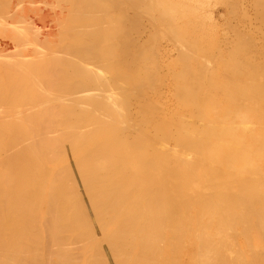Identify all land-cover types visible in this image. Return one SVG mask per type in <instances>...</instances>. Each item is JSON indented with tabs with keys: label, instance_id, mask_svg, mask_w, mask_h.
<instances>
[{
	"label": "bare ground",
	"instance_id": "obj_1",
	"mask_svg": "<svg viewBox=\"0 0 264 264\" xmlns=\"http://www.w3.org/2000/svg\"><path fill=\"white\" fill-rule=\"evenodd\" d=\"M7 1H9V0H7ZM7 1H4V2H7ZM15 1L18 3V5H19V3H22V2H18V0H15ZM29 1H32V0H29ZM237 1L238 0L235 1L236 4H237ZM244 1L245 0H243V2ZM60 2H62V1H60ZM72 2H71V6H73V5L75 6L76 3L72 5ZM91 2L96 3V4L98 3L97 5H100L101 8L102 7L105 8V9H103L104 10L103 14L100 13V15H102V17L99 18V21H96V19H93L94 22L96 21V23H95L96 26H95V28H93L95 30L92 31L94 33H92V32L89 31L88 26H87V28L85 27L86 30L89 31L88 35L91 33L87 37L88 38V43L86 44L85 47L80 48V49H78V47L77 48L74 47L75 50L78 49L77 55H78V58H79V60H78L79 62L76 64L75 68H71V70L68 69V70H70V71H68V74H66L65 76L63 74V77L64 78L59 73H57V74H59V76L58 75L57 76L59 77L58 81H60V82L58 84L56 83V86L57 87L55 89H57V90H52L51 91L52 93L49 92L50 94L44 92V91H46V89L44 90V86H43V83H45L47 81V78H49V76L47 78H45L46 80L45 79L43 80V78L45 77V73L44 72L45 71L48 72L50 70L51 66H52L53 56H51V55L50 56L48 55V57H42V56H44L46 54V51H48L46 49H49V48H45V45H47L46 47H50V48H52L54 46V43L53 42H52L53 43V46H51V44H52V43L50 44V40L51 39L50 40H49V38L47 39L46 36L48 37V35H49V37H50L51 34H53V30L55 31L56 28H60L61 26H59V25L61 24L60 23L61 21L59 22V25L56 24L59 27H55V28H52L51 29V28H49L50 26L49 27L46 26L45 29H44L43 26L44 25H47L50 22L49 19H51V17H49V16L48 17H45V21L46 20H48V21H46L47 24H45V22H44V25L41 24V22H37L38 24H34L35 22L33 23V21H32V19L34 18V16H32L33 18L31 17L32 19L29 17L30 20H31V22H32V25L31 24H28V25H31L33 27L32 29H34V30L31 29L32 31L29 32L30 33V36L32 37L31 33L33 31H34L33 32L34 35L36 36V38H35L36 41L35 40L34 41L31 40V39H33V37L32 38L30 37L31 39L29 41L30 42H37L36 43V46H34L35 49L33 47L30 48V49H32L31 51L34 50L33 51L34 54H36L38 56V58H40L39 59V62L36 60L38 62V66L37 65L36 66H37V68L40 69V71L38 70L37 72H34L33 73L31 70H29V68H31V66H32L30 64L31 62L29 63V61L26 60L27 57H28L27 56V53H29V51L24 48L26 50L24 52V53H26V58L22 59V55L20 57V54H18L16 57H19L22 60L19 59V61H18V59H17L18 62L15 61V60L14 61L17 62L19 66L21 65L22 61H24L22 63V69H23V66L26 63H29V64H26L25 65L26 67L24 66V68H27L26 71H25V69H23V71L22 70L21 71L22 72H24V71L27 72L29 70L28 74H30L32 72L31 74H33V76L32 75H28L27 76V73H26V76L27 77L24 76V78H23V74L21 73L22 74V77L21 78H23V79H21V78L18 79L20 81H18L17 78H15L18 75L17 69L19 70V67L17 66V64L12 66V62L10 63V62L7 61V60L10 59L9 58L10 56H8V59H6L7 56L5 58V55H8L9 54V53H6L7 52V49L9 47L7 48L5 46V44H3L4 42L2 43L1 40H3V39H2V35H1V40H0V42H1V45H0V57L3 55L2 59H6V61H0V62L1 63H3V62H6L7 63L8 62L7 64H10L11 66L9 65V67H12V69H8V67H7L8 65L5 66L6 63L5 64L3 63V66L4 67L0 63V66H2V67H0V264H88V263H90V264H136V261L138 260L137 257H139V254L137 252L138 249L140 250L139 252H140L141 256L142 255H145L146 252H148V254H149L150 251H154V250L157 252V250L160 249V248L158 246H156V243L159 244L157 241H160L161 242V240H159L158 237H157V241L155 239H153L154 241H156L155 244H154V241L151 240V237L156 238V235L153 236V234H156V230H155L156 227H154V226L157 225V227L160 230V233H162L161 232V229L164 228L163 226H165V228H167L165 224L166 223H169V222H166L165 223V221H166L167 218H169V220H170V218H172V216H171L172 212H171L170 216L169 215H166V218L164 220L163 217H164L165 214L163 215V210L166 211V208H170V206H168V204L170 205V202H172L173 200L171 201L172 197L169 198L170 199L169 200L170 202L167 201L168 202L167 205H165L166 204V201H162V202H165L164 206L163 207H160V208L158 207L159 210H157L156 207L159 205V202H161V201L156 202V201L153 200L154 202H149V201H142L140 199V198H143V197H145L147 195H150V194H148L149 191H152V194H153V191H155L156 193H158V196L159 195H162V196H166L167 197V194H166L165 188H164V183H165L164 180H166V179L162 178L163 176L160 174V171H163L164 165H166V163L163 164V168L160 171H159V169L156 170V171H154L153 169H150V167H152V166L149 167V165L146 167V163L148 162V164L152 165L154 163V161H156L157 159H160V161H161V158H163L164 160H168V161L170 159H174L173 161H175V160H180L181 161V159L183 157H185V158L188 157V155L187 156H185V155L183 156L182 155L183 153H185L183 150H186V151L193 150V151H196L194 153H197L198 155H202L203 153H201V151H199L201 154H199V152L197 151L198 148L199 147H202L203 148V151L206 148H208V151L206 152V154H207L206 155L207 162H208V160H213L214 163H215L216 158H218V157H219L218 159H220V162H221L220 156H223L224 158H226V156H224V155L227 153V152H225L226 151L225 148H227V147L224 146L225 147L224 148L225 151L224 150H221V151H224L225 153L224 152H221L219 154H216L215 152L213 153L212 152L213 149L211 151V148L209 149V147H211L212 145H217L219 147H222V145L226 141H228L227 143L229 145H231V147L233 148V151H231V153L229 155L228 154L227 155L230 156V157H232V158L234 156H236V158H241V160H243L244 163L246 162V164L248 166L252 167V168H253V165H255V166L256 165H259L260 166V170L259 171H261V173H262V174L260 173L261 174L260 175V179H261L262 176L264 177V97H261L262 95H264V83L263 84H260V83H262L264 81L263 80H262V82H258L257 81L258 83H254L253 82L254 84L252 83L253 85H257L258 88L256 89V86H253L255 88L251 92H253L255 95L258 94L260 96V98H259V100L250 101V103L249 102L246 103L244 101L243 102L237 101L236 100L237 99L236 96H234V95L231 96V94H233V91L225 90V88H224V85L225 86H228L229 84L227 85V84H224L223 81H219V82H222V87L224 88V95L226 93L227 96H228L227 97L225 95L226 96L225 98H227L226 99V104L223 105L224 106L223 108H222V106H220L223 109V110L221 109L222 111H220V112L218 110V109H220V107L217 109V111L215 110L217 108V105L218 104H216V102H214V99L213 98H212L213 101L211 100L212 103L209 102L210 95L211 96L213 95V92L212 91H211L212 93H209L208 92L210 95H208V93L206 94V95L209 96L208 102L210 104H205V103H204V105L202 104L205 101V100H203L204 97L202 98V100L201 99L200 100L197 99L198 96H196V95L201 93L200 88H201V83H203V82L200 83L198 81V79L200 80V77L201 78H202V76L204 77V75H203L204 69H206V66H209L210 67V64L209 65H205V66L204 65H201L200 66V70L197 71L198 70L197 69V66H196L197 64H193L192 62H191L193 64L192 66L190 64H188L190 62V60L193 58V56H191V54H194V53L197 54V51L199 52L198 47L199 46L201 47V45H206V44L209 45V47L207 46V48H205L206 50H208V48L211 47L210 44H212V47H211L212 49L211 50H213L214 48L217 47V46H215L216 45L215 43H217V41H220V40H217L216 42H214L215 40L214 41L213 40L212 41L210 40L211 43L209 44L208 42L206 43L201 38V36H203L204 33H207L206 32L207 30L205 31L204 30L205 28L203 29V27H202L203 24L200 25V24L194 23L193 20H192L193 16L196 14L195 13L196 6L194 7L193 5H190L187 2H184L182 0H91ZM235 2H233V3L235 4ZM240 2L242 3L241 0H240ZM240 2H238V5H239ZM249 2H252V0L249 1ZM2 4H4L5 7H7V4L8 3L5 4L2 1ZM27 4H26V6L27 7L29 6L31 8L32 5H27ZM227 4H229V2H227ZM261 4H263V3H261ZM4 5L1 6V4H0V6L3 8V11H5ZM23 5H25V4H23ZM230 5H232V4H230ZM54 6H55V4H54ZM233 6H235V5H233ZM18 7L19 6H17V7L14 8V10H13L14 13L16 11H19L18 9H20V8H21V11L24 12V10L22 9L23 8L22 5H21V7H19V8ZM66 7H68V6H66ZM66 7H64V8H66ZM242 7H244V5ZM30 8H28V9L30 10ZM135 8H136V11H135ZM240 8H239V10H240ZM246 8H247V6H246ZM6 9H9V8H6ZM38 9L40 10L39 7H38ZM232 9L233 8L231 7V10ZM242 9L243 10H246L245 7L242 8ZM242 9H241V12H242ZM253 9H254V11L256 10L255 8H253ZM257 9H260L259 11H261L264 8L262 6V8H259L258 7ZM79 10L81 11V9H79ZM100 10L101 9L99 8V11ZM234 10L238 11L237 9H234ZM234 10H232L231 12L232 13L233 12H236ZM3 11L0 10V12H2L0 15L3 14ZM8 11H10V9ZM21 11H19L17 13H19L20 16H21V14L23 16L25 12L24 13H21ZM57 11H58V9H57ZM66 11H68V10H66ZM71 11H72V9H71ZM133 11L135 13L138 12L139 14H135ZM259 11L258 12L255 11L258 14L257 13H254V14L257 15V17L259 15ZM10 12H8V13L10 14ZM13 12L10 15H11V17L13 15L15 16V17H12L13 18V22H14V19L16 18V15L13 14ZM61 12H65V11L63 10ZM101 12H102V10H101ZM112 12H113V14H110ZM130 12L133 13L134 15H136L135 17H137V18H141L139 15H142V14H143L142 15V19H143L144 14L147 15V17L150 16L151 18L148 19L150 21L151 20H155V19H156L155 21H157V18H158L159 19V22L161 23V24L158 23V24H160L158 26H161L162 27V28L161 27H158V28H161V31L162 32L163 31L165 32V33L164 32L163 33L165 34V37L166 38L167 37L168 38L174 37V38H176L179 41L182 40V39H184V42L183 41L182 42L180 41V43L178 42L179 43V50H178V52H177V49L176 48H174V50L172 51V52H174V51L177 52L178 55L181 54L180 56H182V57L180 59H181V61L184 60L183 62H181L178 59V55L176 54L177 55L176 56L177 59L181 62V66H180V63L177 62L178 60L176 58H175L176 60L173 59L174 60L173 62L175 64L176 63L179 64V66L181 67V68L179 67V69H181L180 72L178 71L179 70L178 67H177V71L175 70L176 72L171 71L173 73L172 75H175V73H178L179 72V75H176V76H178L177 82H176L177 92H176V90L174 92L177 93L176 96L177 95L180 96V100H178L179 97L177 96L178 97L177 98L178 101L175 104L176 105L179 104V106L178 107H176L175 105L174 106L176 108H179V109L176 110L179 113L182 110V109L180 110V108L189 109L190 112L191 111H194V113H192V114L191 113H188V115H187V114H184L183 113L184 112V110H183L182 113L184 115H187V116H183L182 117V116H179L180 114L178 112H176L175 110H172L173 107H174V106H172V107H169L170 110H172V113L175 112L178 115L175 114V113L171 115V112H170L168 106L165 105V103L170 106V103L173 102L172 99L175 96L174 97L171 96L172 99L170 97L169 98H166L167 101L164 104H162V102H164L165 100L162 101V102L160 100L158 101V103L161 102V104L164 105L163 107L167 106V109L170 112L168 114H170L171 116L168 115L167 117H170V118H167V120L160 119V118L158 119L156 117L157 116L156 112L158 113V111H159L158 110L159 108L158 107L157 108L155 107V106H157L156 105L157 103L156 104L153 103L155 106L151 103L152 106H149V107H141L140 106V108L136 105L139 109L133 111L134 108H133V102L132 101L137 98L136 97V94L139 95L140 90H142V87L144 88V86H149L150 85L149 87H152L153 88L155 86H153L152 84L156 83V85H158L157 84V79L155 81L154 78L155 77L156 78H159V76L158 77L155 76L153 78V75H152V74H154V72L158 71L157 70L158 67L157 68L155 66L148 67L149 65L147 67H143V65H142V67H138V65H136V64H139V66H140V64H142V63H137V60L141 58V55L142 56L144 55V57L141 59L143 61V63L151 62V60H150L151 58L149 59V55L153 56L152 54H154V52H157V55H160L158 53V49H159V45H162V44H158V47L157 46L155 47V44H154L155 49L156 48H158V49H156L157 51L154 50V52H153V48L154 47H153V45H150V44L151 43H155V42H153V40H154L153 38L154 37L151 38L152 35H149V34H151V33L152 34L159 33L160 30L159 29L158 30L156 29L154 31V33H153V32H151V31H153L151 29L150 33H149V31H147L149 34H147L145 32L146 33V36L149 35V37H150L149 39H151V40L153 39V40L152 41H149L148 42V45L145 46L144 45L145 43L144 44H142L143 42L141 43V40L143 38H145V36L142 37V39L140 38L141 39L140 40L141 45H144L145 47L143 46L144 48L142 47L141 50L139 52H137L136 57H138V58H137V60H136V58H134L135 61H133L134 59L132 60V56L131 55H132V53H134L133 50H135V48L132 49L133 48L132 47L133 46L132 45V43H133L132 42V39H133V41H136L140 36L139 37H136V39L135 38H132V31H134L135 33H137L136 32L137 29L132 30V27H133L132 25L134 24V22H132V20H135L137 18L132 19V16H131V13ZM238 12H240V11H238ZM129 13H130V15H129ZM237 13H236V15L238 16L240 13H238V14ZM243 13H245V12L243 11L241 14H243ZM262 13L264 15V11ZM56 14L57 13H55V15ZM86 14L89 15V13H86ZM114 14H115V16H114ZM247 14L250 15L249 13H247ZM19 15H17V16H19ZM25 15H26V13H25ZM51 15H53V14H51ZM59 15L64 16V15H66V13L64 15L63 14H59ZM59 15H58V18H59ZM71 15H75V14L73 13ZM236 15H233V16L236 17ZM260 15L262 16L261 13H260ZM260 15H259V18H261ZM3 16H0V18H3L4 19ZM7 16H8V14H7ZM20 16H19V19L18 20H21L20 19ZM24 16L22 18L23 19H26V17L24 18ZM40 17H42V16L40 15ZM43 17H44V15H43ZM155 17H157V18H155ZM185 17L190 19V21L188 23H186V24H184V20H183V18H185ZM235 17H233V18L236 19ZM243 17L244 16H242V18ZM263 17L264 16H262V18ZM8 18L10 19V16ZM8 18L5 19V20H3L2 23L4 22L3 24L9 25L10 23H6L9 20ZM17 18H16V20H17ZM36 18H38V17H36ZM36 18H34V19L36 20ZM65 18H67V17H65ZM89 18H92V16H90ZM239 18L241 19V16H239L238 19ZM247 18H248V16L245 18L246 21H247ZM28 20L26 19V22L27 23H28ZM61 20H62V18H61ZM66 20L67 19L63 20V22L66 21ZM74 20H75V17H74ZM242 20L243 19H241V21ZM255 20L258 22L259 19L257 20V18H256ZM263 20H264V18H263ZM37 21H40V20L38 19ZM84 21H86V19ZM84 21L82 19V22H84ZM87 21H88V18H87ZM9 22H11V21H9ZM13 22H12L11 25H13ZM26 22H23V20H22V23L25 24ZM78 22H79V20H78ZM140 22H142V20L141 21L137 20V23H140ZM263 22H261V23H263ZM16 23H18V22H16ZM88 23H90V22H88ZM3 24L0 23V25H3ZM19 24H21V23H19ZM33 24L36 25V26H34ZM68 24L69 23L67 22V26H68ZM142 24H143V22H142ZM154 24L156 25L157 23H154ZM259 24H257L258 27L261 26ZM70 25H73L74 26V24H71V23H70ZM139 25H141V24H139ZM139 25L138 24L137 25L134 24V26H139ZM263 25H264V23L262 24V26ZM17 26H18V24H17ZM22 26L24 27V25H22ZM63 26H64V24H63ZM11 27H13V28H11V35H12L13 34L12 30L14 29L15 31L14 30L13 31L16 32L17 27H14V26H11ZM30 27L29 26L27 27L28 28V30L26 29L27 32L29 31ZM261 27L259 29H261ZM4 28L5 27H2V30ZM19 28L21 29V27H19ZM24 28H22L23 29L22 31H24ZM40 28L42 29L43 32L40 30ZM72 28L73 27H71V29ZM77 28H79V26ZM82 28H84V27H82ZM140 28L142 29V27H140ZM140 28H139V30H137L138 31V34H135V35H137V36L140 35L139 34L141 32L140 31L141 30ZM147 28H146L147 30H150L149 27H147ZM150 28H152L151 25H150ZM163 28L167 29L168 31L165 30V29H163ZM63 29H64V27H63ZM146 29H144V31ZM189 29H191L190 30V33H192V32L195 33L196 32V29L199 30V32L198 31L197 32H198V34L200 36L198 35L197 37L198 38L200 37V40L202 39V41L204 43L202 41L201 42L200 41H197L196 42V40L194 39V37L192 35L195 36V35H197V33L190 35ZM236 29L237 28H235V30ZM238 29H239V27H238ZM2 30H1V32H2ZM4 30H3V33L6 31V30L5 31ZM80 30H81V28H80ZM243 30H244L243 32H245V34H242V32L239 33V34H241V36L242 35L243 36L245 35V37H243V38L244 39L245 38L247 39V36H246L247 31H245V29H243ZM61 31L66 32V30H60V32ZM67 31H68V29H67ZM231 31H233V30H231ZM240 31H242V30H240ZM20 32H21V30H20ZM20 32H19V34H20ZM60 32H58V33H60ZM3 33H1V34H3ZM16 33L18 34V31ZM16 33H14V34H16ZM166 33H167V36H166ZM168 33L171 36H169ZM253 33H252V36L254 35ZM259 33H260V31H259ZM262 33H263V29H262ZM28 34L26 33L27 36H29ZM68 34L66 36H68ZM71 34H73V32ZM74 34H76V33H74ZM143 34H144V32H143ZM230 34H231V32H230ZM250 34H251V32H250ZM3 35L6 36L7 34L4 33ZM21 35H18V39L20 37L21 40H22V37H23L24 34L22 36ZM55 35H56V33H55ZM57 35L61 38V36L59 34H57ZM227 35H228V31H227ZM233 35H234V32H233ZM247 35H248V33H247ZM10 36H8L9 38H5V37L4 38L7 39V40L8 39L9 40L10 39L12 40V39H16V37H17L15 35H14L15 36L14 38L13 37H10ZM25 36H24L25 43L22 44L21 47L23 45H24L23 47H25L26 44H30V46L32 45L29 41H28L29 43L27 42L28 37H27V39H25L26 38ZM159 36H160V34H159ZM237 36H238V34H237ZM78 37H79V35H78ZM186 37H189V38L191 37V38H193V40L192 41H189L191 38L190 39L189 38L186 39ZM197 37H195V38L198 39ZM216 37L217 36L212 37V38H216ZM232 37L234 38V36H232ZM248 37H249V35H248ZM256 37H258V36H256ZM60 38L57 39V37H56L57 41L59 40L58 42H60V45L61 44L63 45L64 41H66V40H67L66 42H69V38L67 39L65 37L66 40H64V41L62 40L63 43H61ZM63 38H61V39H63ZM83 38H86V37H83ZM168 38H167V41L168 42L169 41L172 42L173 38H171L172 40L171 39H168ZM227 38L229 39V37H227ZM5 39H4V41H5ZM70 39H72V38H70ZM74 39H73V42H74ZM163 39L164 38H162L159 41H162V43H163V41H165V39L164 40ZM216 39H218V38H216ZM238 39H240V38H237L236 40H238ZM244 39L242 40V38H241V42H243ZM251 39L252 38L250 36V40ZM186 40H188V41H186ZM236 40H233V41H236ZM13 41L14 40H12L11 42L12 43H16V42H13ZM144 41H145V39H144ZM157 41H156V43H157ZM173 41L175 42V40H173ZM6 42H8V41H6ZM19 42L20 41H18V44L20 45L21 42L20 43ZM46 42L49 43V44H47ZM58 42H56V44ZM238 42H236V43H238ZM241 42H240V44H242ZM245 42H246V40H245ZM262 42H263V40L261 41V43ZM77 43H79V41ZM80 43H82V42L80 41ZM135 43H136V46H137V44H139V42L138 43L135 42ZM201 43H203V44H201ZM255 43L257 44V41L254 42V44ZM2 44H3V46H2ZM172 44H173V42H172ZM172 44H171V46H172ZM175 44L176 43L173 44L174 47H175ZM213 44H214V47H213ZM246 44H247V42H246ZM249 44L251 45V41L249 42ZM19 45H18V47H19ZM33 45H34V43H33ZM58 45L59 44H57L56 46H58ZM64 45H65V43H64ZM71 45H72V43L70 44V47H71ZM177 45L178 44H176V46ZM257 45H259V44H257ZM260 45L263 46L262 44H260ZM238 46H236V47H238ZM15 47H17V46L12 47V51L14 50L13 48H15ZM188 47H190V48L194 47L196 50H193L192 49V51H189L188 50L189 49ZM223 47H221L222 50L225 49L227 46L224 47V48ZM246 47L243 46V47L239 48L240 49V51L238 50L239 53L245 52V49L247 50ZM163 48H165V47H163ZM202 48H204V47H202ZM250 48H252V47H250ZM262 48H264V47H262ZM15 49H17V48H15ZM18 49L20 50L21 48L19 47ZM44 49H45V51H44ZM66 49L67 48L65 47V50ZM160 49H162V46H160ZM235 49H237V48H235ZM131 50H132V53H131ZM252 50L253 49H251V51ZM262 50H264V49H262ZM9 51H11V48L9 49ZM14 51H15V55H16V50H14ZM57 51H58V49L56 50V52ZM63 51H64V49H63ZM69 51H65V52H69ZM229 51L231 52V50H229ZM235 51H237V50H235ZM73 52H74V49H73ZM83 52H85L84 53V57H82ZM200 52H202V51H200ZM203 52L206 53L205 51H203ZM208 52L209 51H207V53ZM248 52H250V51H248ZM253 52H255V50ZM257 52H258V50H257ZM10 53H12V52H10ZM17 53H20V51L17 52ZM31 53H29V54H31ZM49 53L51 54L52 52H49ZM160 53H162V52H160ZM263 53H264V51H263ZM263 53H262V56H264ZM21 54H23V53H21ZM68 54L70 55V53H68ZM206 54H203V56L206 55ZM210 54H213V55H210L212 57V59H213V56H215L214 53H212V51H211ZM236 54H238V53H236ZM245 54H248V53H245ZM258 54H260V53L258 52ZM11 55H12V57L14 56V54H11ZM36 55H35V57H37ZM56 55H57V53H56ZM59 55H60V53H59ZM66 55H67V53H66ZM66 55L63 54V57L66 56ZM198 55L196 57L197 58H200ZM256 55L257 54H255L254 56H256ZM133 56H135V55L133 54ZM139 56H140V58H139ZM217 56L218 55H216V57ZM242 56L243 55H241V57ZM31 57L33 58V56H31ZM129 57H131V59ZM156 57L158 58L160 56H156ZM162 57L163 56L161 55V58ZM167 57L168 56H166V58ZM225 57L227 58V56H225ZM235 57H232V58L235 59ZM251 57H252V55H251ZM28 58H30V56ZM65 58H63V59H65ZM67 58H69V57H67ZM157 58H156V60H157ZM204 58L205 57H203L202 60ZM230 58H231V55H230ZM256 58H258V55H257ZM158 59H160V58H158ZM162 59L163 60H166L165 57H163ZM242 59H244V58H242ZM57 60H59V59H57ZM61 60H62V58H61ZM61 60H59V61H61ZM69 60H70V58H69ZM141 60H139V62H141ZM202 60H201V62H202ZM206 60H208V59H206ZM209 60H210V58H209ZM12 61H13V59H12ZM36 61H35V63H37ZM199 61L200 60H198V62ZM204 61H205V59H204ZM250 61H252V60H250ZM262 61H261V63L259 62V65L262 64ZM32 62H34V61L32 60ZM63 62H64V60H63ZM193 62H195V60ZM201 62H199V64ZM208 62H210V61H207V63ZM223 62H225V61H223ZM228 62L229 61H227V63ZM233 62L235 63V61H233ZM243 62H245V60H243ZM73 63H74V61H73ZM184 63L186 65H184ZM195 63H197V62H195ZM210 63H212V62H210ZM252 63L253 62H248L247 61V65L248 66L251 65ZM67 64L68 63H66L65 65H67ZM160 64H161V67L164 69V67L162 66L163 65L162 62ZM175 64H174V66H175ZM228 64H227V66H228ZM240 64H241V61H239V65ZM28 65H29V68L27 67ZM166 65H167V68H168L169 65L168 64H166ZM215 65H217V63ZM15 66L18 67V68L17 69L16 68L14 69L13 67H15ZM36 66H35V68H36ZM182 66H184V67L182 68ZM254 66H256V65H253L252 66L253 69H256V71H257V68H256L257 66L256 67H254ZM58 67H60V66H58ZM61 67H63V65ZM161 67H159V69ZM170 67H173V66L170 65ZM170 67L167 70H171L172 68L170 69ZM235 67H236V65H235ZM237 67H238V69L240 68V71H241V68L242 67H245V63H244V66L242 65V67H241V65H240V66H237ZM54 68L55 67L53 66V69ZM211 68H212V64H211ZM213 68H214V66H213ZM246 68H248V67H246ZM260 68H261V66H260ZM31 69L35 70L34 69V66ZM55 69H57V68H55ZM62 69H61V72L60 73H63L62 72ZM163 69L161 70L162 72H163ZM8 70H10V71H8ZM41 70H43L44 72L41 71ZM66 70L67 69H65V71ZM248 70L245 69V71H247V72H248ZM263 70H264V68H263ZM57 71H60V70H57ZM212 71H214V70L212 69ZM7 72H9V73H7ZM41 72H43V73H41ZM52 72H50V73H52ZM169 72L167 71L168 75H167L166 72H164V75L163 76L165 77V74H166V78L169 77V74H170ZM208 72H205V77H206V73H208ZM214 72H216V71H214ZM258 72H259V70H258ZM5 73H7V75L10 74L11 80H8V79H7V81L5 80V78H6L5 77V75H6ZM157 73H156V75H157ZM252 73H254V71ZM43 74H44V76H42ZM260 74H261L262 79H263L264 78V71L262 73H260ZM256 75H257V73H256ZM46 76H47V74H46ZM171 76L169 77L170 79H171ZM229 76H231V75H229ZM17 77H19V76H17ZM231 77H232V80H234L233 79V76H231ZM250 77L251 76H249V78ZM13 78H15V79L13 80ZM166 78H164V79H166ZM207 78H208V76H207ZM256 78H257V76H256ZM213 79H215V78H213ZM152 80H154L155 82L152 81ZM222 80H224V78ZM243 80L244 79H242L241 81L244 82ZM55 81H57V80H55ZM172 81H173V79H172ZM228 81L229 80H227L225 83H227ZM252 81H254V80H252ZM50 82L52 83V81H50ZM210 82H208V83H210V85H211V88H210L211 90H214V89L216 90L217 89L216 87H218V85L221 84V83L220 84L219 83L218 84H215L216 86L213 88L212 87V84L214 85V83L212 81H210ZM246 82H247V80H246ZM51 83H49V84L51 85ZM163 83L165 84V82H163ZM208 83H206V85ZM6 84H8L9 86H7ZM46 84H48V83L46 82ZM161 84L162 83H160L159 85H161ZM54 85H55V83H54ZM172 85H173V83H172ZM45 86L47 87V85H45ZM51 86H53V85H51ZM209 86H207L206 88H208ZM53 87H52V89H53ZM149 87H147L148 90H150ZM159 87L161 88V86H159ZM202 87H203V85H202ZM245 87L247 88V86H245ZM250 87L251 86H249V89H250ZM152 88L150 90V93L153 90ZM163 88H164V86H163ZM172 88H171V91L170 92L173 91ZM49 89L47 88V90H49ZM174 89H176V88L174 87ZM217 90H219V89H217ZM220 90H223V89L221 88ZM220 90H219V93L221 94ZM41 91H43L45 94H43V92L41 94L40 93ZM160 91H161V89H160ZM207 91H208V89L206 90V92ZM147 92H149V91H147ZM163 92H164V90H163ZM206 92L203 91V93H206ZM239 92L242 95H245L244 97L246 98V94H244V93H247L248 90L242 89ZM28 93L29 94H32V95L29 96V95H27ZM162 94H160V95L164 96V93H162ZM16 95H18L19 96V99H21V100L26 95L29 96V97H32L31 99H29L28 97L26 98V99H29V100H32L33 97L37 95L38 98H36L37 96L34 97L35 101H36V99H40L41 98L42 100L40 99L41 101L39 100L40 101L39 103L41 105H44V107H45V105H49V104L52 105L53 102H56V100H59V103L56 102L59 105V107H55V108H59L62 111V113L60 115L58 113L59 116L58 117H54V118H53L52 115H49V117L51 116L53 118V119L50 118L49 120H51V121H49L48 118L45 119V116L43 114L48 115V114H50L52 112H50L48 114H46L47 112H44V113L42 112L43 110L44 111L45 110H48V109H46V107L44 109V107H41V105L39 104L40 107L38 106L37 109L35 107L33 108V109H35L33 113L31 111H28L26 109L27 111L25 110L26 112L24 114L21 111L24 110L25 108L24 109L22 108V110H20V112H21L20 113L19 110H18L20 107L17 108L16 105H15V103H14L15 107L17 108L15 110L17 111V113L19 112V114H16L15 113L16 115L15 114H12V115L10 114L9 115L10 111L13 108L10 105L9 106H10V109L11 110L9 111V113L5 112L7 115L4 112H3L4 114H1L2 111H4L5 109H7L6 108V105L8 106V104L10 102L13 103L15 101L14 98H15ZM141 95H142V97H140V98L143 99V93ZM156 95H158V94H156ZM156 95H153V96L155 97ZM173 95H175V94L173 93ZM203 95L205 96V94H203ZM10 96L13 97L14 100L13 101H10L8 103L7 100L9 98H11ZM217 96H218V93H217ZM233 96L236 97V98H232ZM248 96H251V95H248ZM158 97H159V95H158ZM158 97L156 96V98H158ZM205 97H206V99L208 98L207 96H205ZM161 98H159V99H161ZM163 98H165V97H163ZM250 98H252V97H249L248 99H250ZM261 98H263V99H261ZM34 99H33V101H34ZM146 99H148V97L145 98L144 100H146ZM168 99H171L172 101L170 100V103H167V102H169ZM29 100H26V101L28 102ZM53 100H55V101H53ZM220 101L223 102L222 99H220ZM15 102H17L16 104L18 106V102H20V101H15ZM30 102H32V101H30ZM20 103H19V105H20ZM252 103H255V106H252L251 105ZM21 104H22L21 107H24V105H26V103L24 105H23V103H21ZM34 104L36 105V103L33 102V105ZM30 105H31V103H30ZM158 106H159V104H158ZM32 107L33 106L31 105V106H29L27 108H30V110H32L31 109ZM47 107L49 108V106H47ZM159 107L161 108V106H159ZM163 107H162V109H163L162 111H167V110H164L166 108H163ZM40 108H42V109H40ZM50 108L53 109V106L50 107ZM59 109H56V110L59 111ZM15 110H12V111H15ZM56 110L54 112H56ZM40 111L43 113V114L41 113L42 116H41V114H39ZM27 112H31V114H29L31 116L28 115L30 117L29 119L27 118V114H26ZM21 114H24V115H21ZM161 114H162V112H161ZM189 114H191V115H189ZM46 117H48V116H46ZM47 121L52 122V123L51 124H48ZM47 125H52L53 128L55 126V129H56V126H58L57 128H59V129L58 130H53V129L52 130H49L48 128H46L48 130H44V129L39 130L40 127H42V126L48 127ZM27 126H29L31 128H29V129L27 128L25 130H22V128L27 127ZM253 128H255V130ZM148 130H156V131L157 130H159V131L161 130L162 132H155V131L150 132ZM170 130H174L176 135L173 132L171 133ZM176 130H178L177 133H176ZM179 130H181V131H179ZM185 130H193V131L185 132ZM197 130H201V131H197ZM223 130H225V131H223ZM232 130H235V131L233 132ZM239 130H241V135L244 136V138L241 136L243 138V140H238V136H240V135H238L236 133H239ZM242 130H244V131L247 130L248 133H250V131H248V130H254V132L256 131L257 136L255 134V136L252 138L251 136H253V135L252 134L251 135L249 134V137L251 139L250 140L249 137L247 136L248 133L246 132L247 134H245V132L242 131ZM182 131H184V132H182ZM153 132H155V133H153ZM242 132H243V134H242ZM252 132L253 131H251V133ZM254 132H253V134H254ZM236 135H238V136H236ZM245 135H246V138H245ZM171 138H172V140H170ZM239 139H240V137H239ZM246 139H249V140L247 141ZM169 141H174V143H175L174 145H172V142L170 144L173 147L175 146V148L177 149V151H175V152L173 151V152H170V153L169 152H166V150L169 149V148L166 149V146H167L166 144H168ZM170 144H169V146H170ZM237 145H239V146L241 145V147H240L241 149H244L245 148L244 149L245 150V154H244V151L242 153L240 151V153H241V155H240V153H239V149L240 148ZM242 146H249V147L252 146V147H250L251 148L250 149V148L242 147ZM212 147H214V146H212ZM216 147H215V150L214 151H216ZM176 149H174V150H176ZM248 149H250V151ZM150 150L153 151L152 154L149 152ZM171 150H173V149H171ZM199 150H201V149H199ZM218 150H220V149H218ZM230 150H231V148H230ZM237 152L239 153V155L237 154ZM160 154H163L162 155L163 157L160 156ZM187 154H189V153H187ZM192 154H193V152H192ZM168 155H170L169 158H167ZM192 156H194V155H192ZM223 157H222V159H223ZM192 158H191V160H192ZM193 159H195V158H193ZM202 159L204 161L205 157H198L195 160H199L198 162H200V160H202ZM152 160H153V163L151 162L152 163L151 164L149 161H152ZM233 160H234V158H233ZM30 161H32V163H33V165H32L33 166L32 167L33 169L30 168L31 167L29 165ZM173 161L172 162L169 161V162H171L172 165H174L176 162H173ZM229 161H232V160H229ZM136 162H137V164H135ZM169 162L167 164H169ZM181 162L183 164V161H181ZM185 162L186 161H184V163ZM189 162L190 161H188V163ZM222 162H223V164L225 163L224 161H222ZM237 162H238V160H237ZM214 163H212V165H214ZM239 163L242 164V162H239ZM260 163H262L263 166ZM71 164L75 168L73 170L75 171V174H77V178L76 179L79 178L78 181L75 179L74 173L72 172V170H71V168L69 166ZM157 164H159V163H156V165ZM226 164H228V163H226ZM180 165H181V163H180ZM191 165H193V164H191ZM231 165H233V164H230V166ZM234 165H236V164H234ZM234 165L232 167H234ZM159 166H161V165L159 164ZM181 166L183 167L184 165H181ZM186 166H187V164H186ZM220 166L222 167V164ZM173 167L176 168V166H173ZM189 167H191V166H189ZM193 167H195V166H193ZM223 167H224V165H223ZM223 167H222V169H223ZM232 167L230 168L231 171H233L232 170ZM237 167L239 169L241 167V165H240V167H239V165ZM257 167H255V169ZM188 168L187 167L185 168V172H186V175L190 176L189 173H188V170H187ZM234 168L237 169L236 167H234ZM154 169H156V168H154ZM165 169L166 170L167 169L169 170L170 167L167 165V168L165 166ZM176 169L182 170L181 167H179V168L177 167ZM198 169H199V167H198ZM243 169H244V167H243ZM57 170L61 171L63 173V176H65V178L62 177V178L58 179L59 177H57L56 175H53L54 171H57ZM152 170H153V172H152ZM240 170L241 169H239V171ZM250 170H251V168H250ZM223 171H225V170H223ZM239 171H237V172H239ZM259 171L256 172V170H255V173H259ZM185 172L183 171L182 173L185 174ZM198 172H199V170H198ZM218 172H219V170H218ZM227 172H229V171H227ZM240 172H244V171H240ZM240 172L238 173V175L240 174ZM203 173L201 175L205 177L206 173H205V175ZM244 173H246V172H244ZM244 173H242V174H244ZM248 173L249 172H247V174ZM255 173L254 174H251L252 177L253 176H256ZM195 174H197V173H195ZM211 174H212V176H214L213 173H210V175ZM229 174H230V172L227 173L226 175L224 174V176H222V175L221 176L222 177H225V176L228 177ZM167 175H165V176H167ZM245 175L246 174H244L242 176H245ZM175 176H177V175H175ZM191 176H192V172H191ZM197 176L200 177V175H197ZM233 176H234V174H232V176H230V177H233ZM235 176H237V175H235ZM240 176H241V174H240ZM180 177H181V175H180ZM217 177H219V174L216 176V179H214V180H217ZM237 177H233V179H232L233 181L232 182H234V180L237 179ZM156 178L157 179L162 178L159 181L161 182L163 180V182L162 183L157 182V184L156 183H153V182H156V181H153ZM173 178H174V176H173ZM189 178H191V177H189ZM189 178L184 179V180H189ZM193 178H195V175L193 176ZM239 178H238V180H239ZM243 178H240L241 181L242 180L244 181ZM224 179H226V177L223 178V180ZM168 180H170V178H168ZM173 180L175 182L176 179H173ZM173 180L172 181H168L167 183L171 182L173 184ZM202 180H203V177H202V179L200 178V183H199V181L197 179L198 182L196 181L197 182L196 185H192V184L195 183L194 181H192L191 185H192V187L195 186V188H196L197 191L202 189V190H204V192H206L207 190H205V189L208 186H206V188L204 187V189L201 188V186H203L202 183L205 182V181H202ZM214 180L212 182H214ZM219 180L220 179L218 178V182H219ZM238 180H236V181H238ZM247 180L249 181V179H247ZM258 180H259V178H258ZM258 180H256V182ZM178 181L179 180H177L176 182H178ZM228 181H231V180L229 179ZM228 181H226V184L229 183ZM236 181H235V183H236ZM180 182H182V180ZM246 182H245V184H247ZM206 183H207V181H206ZM214 183L216 184V182H214ZM242 183H241V186H242ZM262 183H264V178H263ZM210 184H211V182H210ZM222 184H223V182H222ZM222 184H221V186H222ZM204 185H206V184L204 183ZM207 185H209V184H207ZM212 185H213V183H212ZM236 185H237V183H236ZM80 186L83 189V193L80 192ZM171 186H176V184L171 185ZM186 186L187 185H185V187ZM231 186H233V184ZM243 186H242V188H243ZM198 187H200L201 189L200 188L197 189ZM236 187H235V189H236ZM256 187L257 188H260L258 186H256ZM263 187H264V184H263ZM174 188L173 187H170V188L168 187V189H173V190H174ZM177 188H178V185H177ZM187 188H188V186H187ZM187 188H186V192H187ZM82 189H81V191H82ZM207 189H208V192H206L205 195L210 192L209 187ZM217 189H220V188H217ZM243 189H245V188H243ZM261 189H262V187L260 188V190ZM184 190H185V188H184ZM222 190H224V186H223V189ZM238 190H239V188H238ZM238 190H236L235 192H237ZM219 191L220 190H218L217 192H219ZM225 191L227 192V190H225ZM231 191L232 190H229L230 193H232L234 190L232 192ZM239 191H241V189ZM256 191L259 192L258 189H256ZM169 192H170V190H169ZM169 192H168V194H169ZM180 192L181 191H179V193ZM190 192H192L191 187H190L189 193ZM198 192H199V194H201L202 191H198ZM222 192H220V193L222 194ZM252 192H253V190H252ZM257 192H255V193L258 195ZM260 192L262 194L260 193L261 194V197L260 198L258 197L260 199L259 206H258V204L256 202L255 203L259 207V209H258L257 212H258V218H259L258 220H259L260 223L259 222H257V223L259 224V227L261 229V230L260 229L259 230L262 231V236H264V188ZM183 194H185V193L183 192ZM237 194H238V197L240 196V199H241L242 196L239 195L240 193L238 192L235 195L237 196ZM136 195L139 197V200H138V197ZM181 195H180V197H181ZM188 195L190 196V194H188ZM192 195H193V197H196L195 196L196 193H195V195H194V193ZM202 195H204V194L202 193ZM202 195H198V196H202ZM220 195L217 196V194H216V196L218 197L217 198L215 196L216 199L221 198ZM251 195L252 194H250V196ZM151 196L152 195H150V197ZM162 196H160V197H162ZM186 196H187V193H186ZM208 196H209V194H208ZM236 196H235V199L238 200V198H236ZM178 197H179V195H178ZM202 197L201 198L198 197V198H200L202 200V199H204ZM222 197L224 198V196H222ZM230 197H231V194H230ZM152 198L153 197H151V199ZM165 198L162 199V200H165ZM179 198H177L176 201H179L178 200ZM226 198L227 197H225L224 199L227 200ZM233 198L234 197H232V199ZM258 198H255L254 201H257ZM206 199H207V201H209L208 200L209 198L207 196H206ZM210 199H213V197L211 195H210ZM251 199H252V197H251ZM220 200L221 199H219L217 201H220ZM229 200H231V199H229ZM229 200H227V201L229 202ZM184 201H186V200H184ZM192 201H193V203H195L194 200H192ZM202 201H200V202L197 201L196 203H200L201 204ZM211 201L213 202L214 200H211ZM235 201H234V203H235ZM203 202H202V204H203ZM228 202H227V204H228ZM239 202H241V201H239ZM248 202H250V201L248 200ZM70 203H72L73 206H75V208H76L75 210L78 212L77 214L79 215V218L77 217L76 220L73 219V222L72 223H69L68 220L65 219L66 217L67 218L69 217L68 214H65L66 211L65 210H63V211L61 210L60 211L58 209L59 206H61V204H63V206H64L66 204L67 205L68 204L70 205ZM86 203H87V206H88L90 212L86 211L87 210L86 209V206H85ZM207 203H204V205L206 204V206H207ZM244 203L246 204L247 201H245ZM175 204H178L179 205V203H175ZM210 204H211V202H210ZM239 204H242V202L239 203ZM256 204H255V206H256ZM56 205H59L58 208H56ZM162 205H163V203H161V206ZM186 205H188V204H186ZM189 205H190V203H189ZM235 205L237 206L238 204H235ZM235 205H233V206H235ZM188 206H186V207L188 208ZM194 206H195L194 207L195 209L198 207L197 204L196 205L194 204ZM216 206H217V209H218V205H216ZM221 206H222V204H221ZM236 206H235V208H236ZM243 206H240V207L242 208ZM257 206H256V210H257ZM38 207H40L41 209L38 208ZM164 207H166V208H164ZM192 207H193V205H192ZM201 207H203V205ZM224 207H226L227 210L229 209L228 208L229 206H226V204H225ZM69 208L71 209L70 206H69ZM73 208L74 207H72V209ZM194 208H192V209H194ZM226 208H224V209L226 210ZM232 208H234V207H232ZM232 208H230V209H232ZM67 209H68V207H67ZM72 209H71V211H72ZM160 209L162 211V217H161V214L160 213L158 215V212H161ZM180 209H182V208H180ZM190 209L191 208L187 209V211L188 210L190 211ZM211 209H215V207L213 206ZM219 209L221 210V208H219ZM234 209H233V211H234L233 216L235 215V213L239 215V213L236 212L237 210L235 211ZM238 209L240 210V208H238ZM245 209L246 208L244 206V210L243 211H246V213H247V210H245ZM250 209L252 210V208H250ZM204 210H205V208H203V211H202V209L200 211H202L204 213ZM209 210H210V207H209ZM222 210H223V207H222ZM225 210H223V212ZM248 210H249V208H248ZM73 212H75V211L73 210ZM207 212L208 211H206V213ZM219 212L220 211L216 212V214L219 213ZM251 212H249V213L250 214H253V212L252 213ZM70 213H72V212H70ZM184 213L185 212H183V214ZM189 213H186V214H189ZM175 214H177V213H175ZM192 214L191 215H192L193 218L197 215L196 214L194 216V213H192ZM224 214H226V212L223 213V215ZM65 215H66V217H65ZM191 215L189 214V217ZM173 216H174V218L176 217L174 214H173ZM200 216H202V215H200ZM205 216H207V215H205ZM231 216H232V214H231ZM249 216H251V215H249ZM186 217L187 216H185V218ZM189 217H187V218L189 219ZM213 217L214 216H212V218ZM217 217H218V215H217ZM220 217L223 218L222 215ZM220 217H219V219H220ZM237 217H236V219H237ZM177 218H179V217H177ZM177 218L174 220V222L176 220H178ZM187 218H186V220H188ZM246 218H248V217H246ZM191 219H189V220L191 221ZM203 219H204V217L202 218V220ZM240 219H242V218H240ZM71 220H69V221H71ZM180 220H182V219H180ZM180 220H178V221H180ZM189 220H188V222H189ZM223 220L226 221L225 224L228 226V223L229 222H227V220H225V219H223ZM233 220L234 219H232V222H233ZM238 220H239V218H238ZM38 221L41 222L40 225H38ZM47 221L49 223L48 226H47L48 229H49L48 236L50 237L49 239H50L51 245H53L52 248H51L52 252H50V253L48 252V254H46V255H49V256H46L47 258L48 257H51V256L53 258H48V259L46 257L44 258L42 256V254H44V251L42 249H43V245H44L43 244V241H44L43 239H45L43 237H45V234H43V236L41 237L42 238L41 240H40L39 237H38L39 239L36 237L37 235L35 236L37 239L34 237V241H32L31 240V237H30V236L33 237L35 235V234L32 235V232L36 231L37 226H39L38 229L40 228L41 229V232H44L45 229L43 227L45 226L44 224L47 223ZM184 221L185 220H183V222ZM194 221H196V217H195V220ZM200 221H201V219H200ZM255 221H257V220H255ZM198 222H199V220H198ZM201 222H199V223H201ZM203 222H206V221H203ZM207 222H209V221H207ZM213 222H214V220H213ZM239 222H241V221H239ZM76 223L77 224L84 223V226H82V225H79V226H81V231L84 230V228H86L87 231L84 230V233L83 234L81 232L80 233L83 235V238H84V235L87 238L88 237L90 238V239L89 238L88 239L91 240L90 242L92 243V249H90L91 247H89L88 250H90V251L92 250V253L90 251H88L87 249H85L86 247L88 248V246H84V245H82V247L80 245L81 252L80 253L78 252V254H73L72 252H69L68 251V249L69 250L71 249V248H69L68 245H70L69 244L70 243V240H72V236H74V235H72L74 233V230L71 233L69 230L67 231V228L69 226H71V227L74 228L75 227L74 225H76ZM172 223H173V221H171V224ZM191 223H192V221L190 223H188V224H191ZM216 223L214 224V227L217 225ZM218 223H220V222H218ZM237 223H238V221H237ZM252 223L255 224L253 221H252ZM173 224L175 225V223H173ZM213 224H211L210 226H212ZM244 224H246V222H244L243 225ZM194 225H192V227H191V225L190 226L189 225L187 226V227H190L191 228L189 230L190 233L193 232V231H195L196 228H194ZM199 225H202V224H199ZM234 225H237V224L235 223ZM234 225H232V226H234ZM240 225H242V224L238 223V226H239V229L238 230L243 229L242 226H240ZM229 226H231V225L229 224ZM82 227H84V228L82 229ZM182 227H186V224H185V226L183 225ZM187 227L186 228H183V229L184 230L189 229ZM200 227L202 229V226H200ZM222 227H223V225H222ZM79 228L80 227H78V229ZM151 228L153 229V231L155 230V233H153V231H151ZM178 228H179V226H178ZM210 228L212 229V227H210ZM223 228L225 230V227H223ZM227 228H229V227H226V229ZM244 228H245V225H244ZM254 228H255V226L252 229H254ZM78 229H75L76 233L78 232ZM95 229L98 230L99 234L95 233ZM149 229H150L149 232H151L153 234H152V236H149L150 237V241L146 242L147 240H149V237H148V234H147V237H148L147 238L145 236V233H148L147 231ZM192 229H194V230L191 231ZM211 229H210V232H211ZM231 229H233V227H231L229 229V231ZM165 230L166 229L163 230L164 231L163 233H165V235H167L168 234L167 233V230H169V229L167 228V230L166 231ZM170 230H171V227H170ZM174 230H172V232H174ZM198 230L199 229H196V231H198ZM219 230H220V228L218 229V231ZM259 230L257 232H260ZM39 231L40 230H37V234H38ZM66 231H67V234L71 233L72 236H67L65 234ZM85 231H86V234H85ZM177 231H178V229H177ZM181 231L182 230H180L178 232L180 233ZM189 231L187 232V234H186V231L184 232L185 233L184 235H186L185 236V238H186V240H185L186 241V244H184L185 246L183 245V242H184V239L185 238L182 236L184 239L181 240L182 237L180 236V239H179L180 241H182V242H180V241L179 242L182 243L183 250H181L182 249L181 245L180 244H176L177 241L176 242L174 241L176 239L175 237L179 236V235H177V236L175 235L177 232L174 233V236H175L174 238L175 239L172 240V241H173V244L175 243L174 246L179 245L181 247V248L178 247V249H177V250H181L182 251V252L180 251L181 254H184L183 251L186 249L185 247L188 245L187 244L188 243L187 242L188 241L187 236H188V234H190ZM233 231H236L235 233H237V230H235V228H234ZM241 231L244 232L245 229L244 230H241ZM41 232H39L40 235H42ZM203 232H204V230H203ZM207 232H209L208 229H207ZM230 232H232V231H230ZM254 232H256V231H254ZM34 233H36V232H34ZM80 233H79V235H80ZM151 233L149 235H151ZM160 233L158 232L159 235H161ZM199 233L201 234V231ZM235 233L234 232L233 233H230L231 236L228 235L230 237V239L231 238H234V236H235L234 234ZM181 234H183V232H181ZM194 234H196V232ZM194 234L192 233V234H190L191 236L189 235V237H190L189 240L190 241H191V239L192 240L194 239V237H195ZM204 234H207V233L204 232ZM213 234H212V239L211 238L210 239L208 238V240L212 241V244H211L210 241H207V240L205 241L206 244L213 245V239H214ZM215 234H216V232H215ZM219 234L221 235L222 233H220V231H219ZM227 234H228V230H227ZM227 234L225 233L226 236H227ZM237 234L239 235V233H237ZM252 234H255V233H252ZM258 234L259 233L256 234V237H259V236H257ZM79 235H77V236H79ZM171 235L173 236V233ZM216 235H218V234H216ZM220 235H218V237H221ZM246 235H248V234H246ZM172 236H171V238H172ZM197 236H196V238H197ZM228 236H227V238H228ZM242 236H245V233L242 234ZM242 236H241V238H242ZM80 237H81V235H80ZM145 237H146V239H145ZM164 237H166V236H164ZM201 237H203V236L201 235ZM204 237L206 239L207 236L205 235ZM256 237L254 235L253 239H255ZM29 238H30L31 241H29ZM166 238H169V237H166ZM216 238L217 237L215 236V239ZM250 238H252L251 235H250L249 238H246V240L249 239L250 242H251L252 239H250ZM261 238H263V237L260 236V239ZM78 239L80 241L82 240L79 237H78ZM161 239H162V241L165 242V239L163 237ZM199 239H200L199 241H201V238H199ZM203 239L204 238H202V240ZM215 239H214V241H217ZM226 239H224V240H226ZM230 239H229V243H231ZM237 239H238V242H239L240 237L237 236ZM255 240H256V242L259 243V240H257V238ZM151 241L153 242V244L156 247H158V249L157 248H154L153 247V244H150L149 243ZM169 241H171V240H169ZM172 241H171V243L170 242L169 243L172 244ZM87 242H88V240H87ZM87 242H86V244H87ZM90 242H88V243H90ZM192 242L193 241H191V243ZM194 242H196V240ZM207 242H210V243H207ZM246 242H245V247H246ZM263 242L264 241H262V243ZM191 243H189V244L191 245V247H193L192 245L194 243L193 244H191ZM258 243H257V248L256 247L255 248L258 249V251L261 253V249L259 250V248H263L264 247V243L261 244V245H259ZM46 244L48 245V243H46ZM72 244H73V242H72ZM78 244H80V243H78ZM170 244L168 246L169 247L168 248L169 251H171V245ZM199 244H201V243H199ZM219 244H222V243L219 242ZM219 244L214 245V247L217 246V248H218ZM236 244H237V241L234 243V245L236 246ZM249 244H251V243H249ZM249 244H247L248 245V249H251L252 250L253 246L250 245L252 247L249 248ZM166 245H168V244H166ZM197 245H198V242H197L196 246ZM208 245H204L203 244V246L209 247ZM231 245H233V241H232ZM238 245L239 246L242 245V242H241V244H238ZM253 245H255V242H254ZM89 246H91V244H89ZM162 246H163V244H162ZM174 246H172V249L174 248ZM235 246H234L233 249H235ZM242 246L244 247V245H242ZM164 247H166V246H164ZM187 247L189 248V246H187ZM191 247H190L189 251L190 250L192 251L193 248H191ZM214 247L212 246V248L215 250L216 248H214ZM243 247H241V249H240L241 251L244 250L245 247L244 248ZM199 248L200 249H203V247L201 248L200 245L198 247V250H199ZM212 248L211 249L209 248L210 251L212 250ZM221 248H223L222 250H224V251H222ZM221 248H219V249L222 252H225V250L226 251L228 250V249H225V248H228V246L225 247L223 245V247H221ZM80 249H78L77 251H79ZM168 249L166 248V250H168ZM236 249H237V247H236ZM246 249H245V252L247 251V254H248L247 259L244 258V255L241 256V257L244 258L243 260L246 259L245 262H249L250 264H252V263L253 264H256L257 261L260 259V257L258 258V260H256L257 258L255 259V262H256L255 263L254 260L252 261L251 256L249 257V255L252 254V251L249 254L248 253V250H246ZM72 250H73V248H72ZM186 250L188 251V249H186ZM195 250H197V248ZM195 250L192 251L193 254H195L194 253ZM206 250H207V248L205 249V251ZM216 250H218V249H216ZM155 251L153 252L154 255H155ZM163 251H164V248H163ZM191 251L189 252L190 254H191ZM205 251L204 252L201 251L202 252L201 255H200L201 258H203L202 257V254L205 253ZM215 251L214 252L211 251L210 253H213V256H214V253L216 254ZM238 251H237V253L239 254ZM241 251H240V253L242 254L243 252H241ZM89 252H90V254H89ZM176 252H179V251H176ZM230 252L231 251H229V253ZM249 252H250V250H249ZM153 253H150V254L153 256ZM210 253L208 255V253L206 252L207 256H206V260H204V263H205V261H207V264L208 263L211 264L212 262H216V261H213L212 255ZM217 253H218V251H217ZM232 253L233 252H231V255H233ZM148 254H147V256H148ZM169 254H167V256ZM175 254H178V253H175ZM227 254H228V252H227ZM234 254H236V253H234ZM254 254L256 256L258 255V254H256V251L254 252ZM263 254L261 253V256H263ZM160 255L161 254H159V256ZM195 255H197V252H196ZM167 256H165V257L167 258ZM182 256L183 255H180V256L178 255L177 257L174 256V258H173L172 254H171L170 257L172 258V260L174 259V262L173 261H169V262L170 263L172 262V264H176L175 261H177L178 257H181V258L185 257V256H183V257ZM188 256H186L187 257V260H188ZM223 256L226 257V255H224V254H223ZM223 256H222V259H221L222 261L224 259ZM233 256H235V255H233ZM254 256H252V258ZM135 257H136V260H135ZM146 257H145V259L148 260V258H146ZM165 257L164 258L161 257V259L164 261ZM191 257H192V255L189 256V258H191ZM238 257H240V256L238 255ZM238 257H237V261H239ZM149 258H151V257H149ZM175 258H177V259H175ZM185 258H183V259H185ZM195 258H194V260H195ZM248 258H249V260H248ZM159 259H158V261H159ZM161 259H160V261H162ZM167 259H169V257ZM153 260H154V258H152L151 260H149V262H151ZM156 260H157V258H156ZM156 260H154V261L156 262ZM187 260L185 259V262ZM199 260H200V258H199ZM227 260L228 259L225 258V261H227ZM243 260L242 261H239V262H241V264H244L245 262ZM262 260H264V258H262ZM154 261H153V263H154ZM191 261H189V262L187 261L188 264L189 263H192L193 264V261L192 262ZM196 261H198V260H196ZM222 261H220V262L223 263ZM250 261H252V262H250ZM142 262H139V263H142ZM149 262H147V263H149ZM166 262L164 261L162 263L165 264ZM179 262L181 263L180 259H179V261H177V263H179ZM228 262H227V264H229ZM235 262L236 261L234 260V263ZM144 263H146V262H144ZM197 264H199V263H197ZM215 264H218V263H215ZM224 264H226V263H224Z\"/></svg>",
	"mask_w": 264,
	"mask_h": 264
},
{
	"label": "rangeland",
	"instance_id": "obj_2",
	"mask_svg": "<svg viewBox=\"0 0 264 264\" xmlns=\"http://www.w3.org/2000/svg\"><path fill=\"white\" fill-rule=\"evenodd\" d=\"M2 1H3V3H5V4L8 3V4H7V7H5L4 4H2ZM2 1L0 0V4H1V6L4 5V7H5V11H3V8L0 6V10L3 11V14L0 15V16H3V15H4V16H3L4 19H3V18H0V20L2 19V20L0 21V23L3 24L4 22L2 23V21L5 20V19H7V18L10 16V19L8 18L9 20H8V21L6 20L7 22L5 21L6 23H10V24H9V25H5V24L0 25V27H1V28H0V32H1V30H2V27H5L6 29H5V28H4V29H5L6 31H5L4 29H3V30L5 31L4 33L7 34L6 36L3 35L4 33H3V30H2L1 33H3V34L0 33V40H1V35H2V39H3V40H1L2 43L4 42L3 44H5V46H6L7 48L9 47V48L7 49V52H6V53H9L10 55H9V54H8V55H5V58H6V56H7L6 59H8V56H10L9 58H10V59L12 58L13 61H12V59H11V60L9 59V60H7V61L10 62V63L12 62V66L17 64V66L19 67V70L17 69L18 67H16V66L13 67L14 69L16 68L17 71H18V75H17V76H19V77H17V76L15 77V78H17V80L20 79V78L22 77V74H23V78H24V76L27 77L28 75H32V76H33V74H31L32 72L34 73V72H37L38 70L40 71V69L37 68V66H38V62H39V59H40V58H38V56H37L36 54H34V52H33L34 50L31 51L32 49H30V48H32V47L34 48V46H36V43H37V42H30V41H29L32 37H33V39H31L32 41H34L35 38H36V36H35L34 33H33L34 31L31 33L32 37L30 36V33H29L30 31L34 30V29H32L33 27L31 26V25H32V22H31L30 18H31L32 16H34V18L38 17V18H36V20H35L33 17H32L33 19L31 18L32 21H33V23L35 22L34 24H38L37 22H41V24L44 25V22H45V24H47L46 21H48V20L45 21V17H48V16L51 17V19H49L50 22H49L47 25H44V26L42 25V26L44 27V29H45L46 26H48V27L50 26L49 28H51V29H52V28H55V27H59V26H61V27H60L61 29H60V28H56L58 31H57L56 29H55L56 32L53 30V34H51V36H50L51 38L49 37V35H48V37L46 36L47 39H48V38H49V40L51 39V40H50V44L53 42V43H54V46H53V43L51 44V46H53L52 48H50V47H46L47 45H45V48H49V49H46V50H48V51H46V54H47V55L45 54L44 56H42V57H48V55H49V56H50V55L53 56V63H52V66H51L52 69L50 68V70H49L48 72H47V71L44 72L43 70H41V71H43V72L45 73V77L43 78V80L49 76V78H47V81H46L48 84H46L45 81H44L45 83H43L44 90L46 89V91H47V92H46V91H44V92H45V93H48V94L52 93V92H51L52 90H57V89H55V88L57 87V86H56V83L58 84V83L60 82V81H58V79H59V77H58L59 74H60L62 77H63V74H64V76H65L66 74H68V71H70L71 68H75L76 64L79 62V61H78L79 58H78V55H77V51H78V49L85 47L86 44L88 43V38H87V37L91 34V33H90V34L88 35V33H89V31L92 32V31L95 30V29H93V28H95V26H96L95 23H96V21H99V18L102 17V15H100V13L103 14V12H104L103 9H105V8H103V7L101 8L100 5H97L98 3H97V4H96V3H93V2H91V0H72L73 2H72L71 0H58V1H57V0H56V1H55V0H32V1H29V0H25V1H24V0H22V1H21V0H18V2H22V3L24 2L23 4H25V5H23L22 3H19V5H18V3H17L15 0H9V1H7V0H2ZM4 1H7V2H4ZM60 1H62V2H60ZM63 1H64V2H63ZM65 1H66V2H65ZM82 1H83V2H82ZM182 1L187 2V3L190 4V5H193L194 7L196 6V10H195V13H196V14L193 16L192 20H193L194 23H197V24H200V25L203 24V26H202L203 29L205 28L204 30H205V31L207 30V31H206L207 33H204V34H203L204 37L201 36V38H202L206 43L208 42L209 44L211 43L212 40H213V41L215 40L214 42H216L217 40H220V41H217V43H215V44H216L215 46H217V47L220 45V46L218 47L219 49L216 47V48H214L215 50L213 49L214 51L211 50V49H212V48H211V47H212V44H210L211 47L208 48V50H206L205 48H207V46L209 47V45H207V44L205 43L206 45H201V47H200V46L198 47L199 52L197 51V54H196V53H194L195 55H194V54H191V56H193V58L191 59L192 61L190 60V62H189L188 64H190L191 66H192L193 64H197V65H196V66H197V69H198L197 71L200 70V66H201V65H204V66H205V65H209V64H210V67H209V66H206V69H204V72H203L204 77L202 76V78L200 77V80L198 79V81H199L200 83H201V82H203V83H201V88H202V89L200 88L201 93L196 95V96H198L197 99H198V100H200V99L202 100V98L204 97L203 100H205V101L202 103L203 105H204V103H205V104H210V103H212V101H213V99H214V102H216V104H218V105H217V108L215 109L216 111H217V109H218L220 106H222V108H223V107H224L223 105L226 104V99H227V98H225V97L227 96V94L225 93L226 96L224 95V88H225V90L233 91V94H231V96H232V95L236 96V97H237V99H236L237 101H240V102H243V101H244V102H246V103H247V102L250 103V101L259 100L260 96H259L258 94L255 95V94H254L253 92H251V91L255 88V87H253V86H256V89L258 88L257 85H253L254 83L262 82V80L264 81V78L262 79V76H261V74H260V73H262V72L264 71V70H263V68H264V60H263V59H264V56H262V53H263V51H264V50H262V49H264V48H262V47H264V25L262 26V24L264 23V22H263V21H264V20H263L264 17L262 18V16H264V15H263L262 12L264 11V9L261 10V11H259L260 9H257L258 7H259V8H262V6H263V8H264V0H252V2H249V1H251V0H245L244 2H243V0H241L242 3L240 2V0H238V1H237V4H236V2H235L236 0H228V1H227V0H224V1H223V0H182ZM189 1H190V2H189ZM225 1H226V2H225ZM25 2H26V3H25ZM54 2H55V3H54ZM68 2H69V3H68ZM71 2H72V5L76 3L75 6H74V5L71 6ZM81 2H82V3H81ZM227 2H229V4H227ZM233 2H235V4H234ZM238 2H240L239 5H238ZM15 3H16V4H15ZM27 3H28V4H27ZM88 3H89V4H88ZM223 3H224V4H223ZM251 3H252V4H251ZM261 3H263V4H261ZM26 4H27V5H32L31 8H30L29 6L27 7ZM54 4H55V6H54ZM69 4H70V5H69ZM80 4H81V5H80ZM93 4H94V5H93ZM230 4H232V5H230ZM21 5H22V7H23L22 9H23L24 12L26 13V15H25V13H24L23 11H21V8L18 9V10L21 11V13H24V15H25V16L23 15L24 18L26 17L27 20L29 19V20H28V23L26 22V19H23V18H22L23 16H22L21 13H20L21 16L19 15V13H17V12H19V11H16L15 13L13 12V10H14L15 7H17V6L21 7ZM44 5H45V6H44ZM50 5H51V6H50ZM61 5H62V6H61ZM64 5H65V6H64ZM83 5H84V6H83ZM90 5H91V6H90ZM233 5H235V6H233ZM243 5H244V7H245L246 10L248 9L247 11L242 9V8H244V7H242ZM245 5L247 6V8H246ZM251 5H252V6H251ZM260 5H261V6H260ZM56 6H57V7H56ZM63 6H64V7L68 6V7L64 8ZM87 6H88V7H87ZM236 6H237L238 8H237ZM239 6H240L241 8H240ZM10 7H11V8L13 7V8L11 9ZM19 7H18V8H19ZM34 7H35V8H34ZM36 7H37V8H36ZM38 7L40 8L41 11L38 9ZM61 7H62V8H61ZM69 7H70V8H69ZM76 7H77V8H76ZM90 7H91V8H90ZM96 7H97L98 9H97ZM200 7H201V8H200ZM231 7L233 8L232 10L237 9V10L240 11V12H241V9H242V12L244 11L245 13L241 14L242 12L240 13V12H238V11H236V10H234V11H236V12H233V13H232V12H231V11H232V10H231ZM234 7H235V8H234ZM6 8H9L11 12L8 11L9 9H6ZM28 8H30V10H29ZM32 8H33V9H32ZM73 8H74V9H73ZM75 8H76V9H75ZM99 8L102 10V12H101V10L99 11ZM239 8H240V10H239ZM253 8L256 9L255 11H257V12L259 11V15H260V13L262 14V16L260 15L261 18H259V15H258V17H257V15L254 14V13H257V12H255ZM25 9H26V10H25ZM57 9H58V11H57ZM71 9H72V11H71ZM79 9H81V11H80ZM202 9H203V10H202ZM44 10H45V11H44ZM50 10H51V11H50ZM63 10H64L65 12H61V11H63ZM66 10H68V11H66ZM76 10H77V11H76ZM132 10H133V9H132ZM230 10H231V11H230ZM30 11H31V12H30ZM33 11H34V12H33ZM39 11H40V12H39ZM56 11H57V12H56ZM135 11H136V8H135ZM8 12H10V14H12V12H13V14L16 15V18L18 17L17 20H16V18H15V19H14V22H13V18H12V17H15V16L13 15V16L11 17V15H10ZM69 12H70V13H69ZM133 12H134V11H133ZM237 12L240 13L238 16L236 15ZM246 12L249 13L250 15H248ZM1 13H2V12H0V14H1ZM27 13H28V14H27ZM55 13H57V14L55 15ZM58 13H59V14H63V15L66 13V15L61 16V15H59ZM73 13H74L75 15H71V14H73ZM86 13H89V15L86 14ZM130 13H131V12H130ZM130 13H129V15H130ZM134 13H135V12H134ZM238 13H237V14H238ZM7 14H8V16H7ZM30 14H31V15H30ZM33 14H34V15H33ZM36 14H37V15H36ZM51 14H53V15H51ZM69 14H70V15H69ZM98 14H99V15H98ZM110 14H113V12L110 13ZM135 14H139V13L137 12V13H135ZM257 14H258V13H257ZM17 15L20 16V19H21V20H18V19H19V16H17ZM40 15H41L42 17H40ZM43 15H44V17H43ZM54 15H55V16H54ZM58 15H59V18H60V19L58 18ZM79 15H80V16H79ZM84 15H85V16H84ZM142 15H143V14H142ZM142 15H139L141 18H137V17H135L136 15H134L133 13H131L132 19L137 18V19H135V20H132V22H134L135 25H137V24H138V25L141 24V25H139V26H134V24H133V25H132V26H133V27H132V30H134V29L139 30V28L142 27V29L140 28V29H141V30H140L141 32L139 31V32H140V33H139L140 35H138V36L135 35V34H138V31H137V30H136L137 33H135L134 31H132V38H135V39H136V37H139V36H140V37L137 39L138 41H137V40H136V41H133V39H132V42H133V43H132V45H133V46H132V47H133L132 49L135 48V50H133L134 53H132V50H131V53H132V55H131V56H132V60H133L134 58H136V60H137V58H138V57H136L137 52H139V51L141 50V48H142L144 45H145V46L148 45V42H149V41H152V40L154 39L153 42H155V43H151V44H150V45H153V47H154V44H155V47H156V46L158 47V44H162V45H159V49L156 48V49H158V53H159L160 55H157V52H154V50H156L155 47L153 48V52H154V54H152L153 56L149 55V59L151 58V59H150L151 62L143 63V61H142L141 59L144 57V55H143V56L141 55V58H140V56H139L140 59L137 60V63H142V64H140V66H139V64H136V65H138V67H142V65H143V67H147L148 65H149L148 67H150V66H155L156 68L158 67V68H157L158 71L154 72V74H152V75H153V78H154L155 76H157V77L159 76V78H156V77L154 78L155 81H156V79H157V84H158V85H156V83H154L155 85L152 84L153 86H155V87H153V88H152V87H149L150 85H149V86H144V88L142 87V90H140L139 95L136 94V97H137V98H136L135 100L132 101V102H133V108H134L133 111L138 110V109L140 108V106H141V107H149V106H152L153 103H155V104L157 103V104H156L157 106H155V105L153 104L156 108H157V107L159 108V109H158V110H159L158 113L156 112V114H157L156 117H157L158 119L160 118V119H165V120H167V118H170V117H167L168 115L171 116L172 114L175 113V112L172 113V110H175V111H176L177 109H179V108H176V107L179 106V104H178V105L175 104L178 100H180V96L177 95V96L179 97L178 100H177L178 97L176 96V94H177V93H176V92H177V85H176V82H177V78H178V76H176V75H179V72L181 71V69H179V67L181 66V62H183L184 60L182 59L183 61H181L180 58H181L182 56H180L181 54L178 55L177 52H178V50H179V43H180V41H181V42H182V41L184 42V39H182V40L179 41V40H177V39L174 38V37H170V38L167 37L168 39L173 38V40H175V42H174V41L171 39L172 42H173V44H174V43L178 44L177 46H176V44H175V47H174L173 44H172V42H170V41L168 42V41H167V38L165 37V34H164L165 32L163 31V32H164V33H163V32L161 31V28H162V27H161V26H158V25L161 24V23L159 22V19H158L157 17H155V18H157V21H158V22L155 21L156 19L150 21V20H148L149 18H151L150 16L147 17V15L144 14L145 17L143 16V19H142ZM233 15H236V17L233 16ZM253 15L257 18V20L259 19L258 22H259L260 24L255 20L256 18H255ZM52 16H53V17H52ZM72 16H73V17H72ZM90 16H92V18H89ZM112 16H113V15H112ZM114 16H115V14H114ZM114 16H113V17H114ZM137 16H138V15H137ZM239 16H241V19H243V20H242L243 22L241 21L240 18H239L240 20L238 19ZM242 16H244V17L242 18ZM247 16H248V18H247V21H246L245 18H246ZM5 17H6V18H5ZM27 17H28V18H27ZM29 17H30V18H29ZM65 17H67V18H65ZM74 17H75V20H74ZM95 17H96V18H95ZM233 17H235L236 19H234ZM41 18H42V19H41ZM61 18H62V20H61ZM64 18L67 19V20L63 22V20H65ZM77 18H78V19H77ZM87 18H88V21H87ZM252 18H253V19H252ZM38 19H39L40 21H37ZM58 19H59V20H58ZM82 19H83V21L86 19V21L82 22ZM93 19H96V21L94 22ZM140 19L142 20L143 24H142V22L137 23V20L141 21ZM206 19H207V20H206ZM15 20H16V21H15ZM22 20H23V22H26L27 24H26V23H25V24L22 23ZM41 20H42V21H41ZM43 20H44V21H43ZM70 20H71V21H70ZM78 20H79V22H78ZM90 20H91V21H90ZM144 20H145L146 22H145ZM183 20H184V24H186V23H188V22L190 21V19H189V18H186V17L183 18ZM244 20H245V21H244ZM252 20H253V21H252ZM262 20H263V21H262ZM9 21H11V22H9ZM29 21H30V22H29ZM60 21H61V22H60ZM69 21H70V22H69ZM152 21H153L154 23H157V24L155 25ZM237 21H238V22H237ZM12 22H13V25H11ZM16 22H18V23H16ZM59 22L61 23L60 25H59ZM65 22H66V23H65ZM67 22L69 23L68 26H67ZM74 22H75V23H74ZM88 22H90V23H88ZM93 22H94V23H93ZM135 22H136V23H135ZM228 22H229V23H228ZM261 22H263V23H261ZM15 23H16V24H15ZM19 23H21V24H19ZM62 23L64 24V26H63ZM70 23H71V24H74V26H73V25H70ZM146 23H147V24H146ZM158 23H160V24H158ZM17 24H18V26H17ZM28 24H31V25H28ZM34 24H33V25H34ZM52 24H53V25H52ZM56 24H58L59 26H57ZM65 24H66V25H65ZM145 24H146V25H145ZM208 24H209V25H208ZM210 24H211V25H210ZM242 24H243V25H242ZM257 24H259V25L262 26V27L260 26L261 29H259L260 27H258ZM10 25H11V26H14V27H17L16 32L18 31V34H17L16 32H14L15 30L13 29L14 31L12 30L13 34L11 35V28H13V27H11ZM20 25H21V26H20ZM22 25H24L25 28H24ZM27 25H28L29 27L31 26L28 32H27V30H28V28H27L28 26H27ZM91 25H92L93 27H92ZM148 25H149V26H148ZM150 25H151L152 28H150ZM6 26H7V27H6ZM34 26H36V25H34ZM42 26H41V27H42ZM53 26H54V27H53ZM78 26H79V28H77ZM87 26H88L89 31L86 30ZM90 26H91L92 28H91ZM162 26H163V25H162ZM235 26H236V27H235ZM256 26H257V27H256ZM19 27H21V29H20ZM43 27H42V28H43ZM63 27H64V29H63ZM71 27H73V28L71 29ZM82 27H84V28L86 27V28L84 29V28H82ZM136 27H137V28H136ZM145 27H146V28L149 27L150 30H147L148 28L146 29ZM158 27H161V28H158ZM163 27H164V26H163ZM207 27H208V28H207ZM238 27H239V29L242 30V31H240V30L238 29ZM22 28H24V31H22V30H23ZM69 28H70V29H69ZM80 28H81L82 31L80 30ZM143 28L146 29V30L144 31ZM223 28H224V29H223ZM226 28H227V29H226ZM235 28H237V29L235 30ZM253 28H254V29H253ZM15 29H16V28H15ZM26 29H27V30H26ZM31 29H32V30H31ZM59 29H60V30H66L67 33H66V32H63V31L60 32ZM67 29H68V31H67ZM74 29H75V30H74ZM92 29H93V30H92ZM151 29H152L153 31H151ZM156 29H157V30H158V29L160 30L159 33H154V31H155ZM163 29H165V28H163ZM163 29H162V30H163ZM222 29H223V30H222ZM243 29H245V31H247V33H248V35H249V37H248V35H247V33H246L247 39H246V38H245V39L243 38V37H245V35H244V36H243V35L241 36V34H239V33H241V32H242V34H245V32H243V31H244ZM262 29H263V33H262ZM20 30H21L22 33L20 32ZM25 30H26V31H25ZM40 30L42 31L41 28H40ZM165 30H167V29H165ZM190 30H191V29H189V33H190ZM209 30H210V31H209ZM231 30H233V31H231ZM83 31H84L85 33H84ZM147 31H149V33H150V31H151V32H153L154 34H152V33L149 34ZM167 31H168V30H167ZM167 31H166V32H167ZM197 31L199 32V30L196 29V32H195V33H197V35H195V36L192 35V34H195V33H193L192 31H191L192 33H190V35H192V36L194 37V39L196 40V42H197V41H200V42H201L202 39L200 40V37H199V38L197 37V36L199 35ZM223 31H224V32H223ZM227 31H228V35H229V36L227 35ZM235 31H236V32H235ZM259 31H260V33H259ZM19 32H20V34H19ZM25 32H26L27 34L29 33V34H28L29 36H27ZM42 32H43V31H42ZM54 32L56 33V35H55ZM58 32H60V33H58ZM62 32H63V33H62ZM70 32H71V33L73 32V34H71ZM86 32H87V33H86ZM143 32H144L145 35L143 34ZM145 32H146L147 34H149V35H152L151 38H152V37H154V38H153L152 40L149 39V38H150L149 35L146 36V33H145ZM157 32H158V31H157ZM230 32H231V34H230ZM233 32H234V35H233ZM250 32H251V34H250ZM253 32H254V33H253ZM255 32H256V33H255ZM14 33H16V34H14ZM68 33H69V34H68ZM74 33H76L77 35L74 34ZM83 33H84V34H83ZM92 33H94V32H92ZM235 33H236V34H235ZM252 33L254 34L253 36H252ZM21 34H22V35L24 34L23 37H22V40H21L20 37H19V39H18V35H21ZM57 34H59V35L61 36V38H63V37H64V38L61 39ZM67 34H68V36H66ZM142 34H143V35H142ZM157 34H158V35H157ZM159 34H160V36H159ZM237 34H238V36H237ZM10 35H11V36H10ZM14 35L17 36V37H16V39H12V40H14L13 42H16L17 44H16V43H12V42H11V41H12L11 39H10V40H9V39H8V40L5 39V38H9L8 36L14 38V37H15ZM22 35H21V36H22ZM25 35H26V36H25ZM71 35H72V36H71ZM78 35H79V37H78ZM156 35H157V36H156ZM163 35H164V36H163ZM168 35L171 36L169 33H168ZM190 35H189V36H190ZM231 35L234 36V38H233ZM235 35H236V36H235ZM261 35H262V36H261ZM24 36L26 37L25 39H27V37H28L27 42L29 41V42L32 44L31 46H30V44H26L25 47H23L24 45L21 47V45L25 43V41H24ZM34 36H35V37H34ZM81 36H82V37H81ZM144 36H145V38L142 39V37H144ZM161 36H162V37H161ZM166 36H167V33H166ZM199 36H200V35H199ZM215 36H217L216 38H218V39H216V38H212V37H215ZM226 36L229 37V39H228ZM250 36H251V38H252L251 40H250ZM256 36H258V37H256ZM4 37H5V38H4ZM30 37H31V38H30ZM53 37H54L55 39H54ZM56 37H57V39L60 38L61 43H63L62 40L64 41V40H66V38H67V39L69 38V42H66V41H67V40H66V41H64V43H65L66 46L64 45V43H63V45H62V44L60 45V42H58L59 40L57 41ZM65 37H66V38H65ZM77 37H78V38H77ZM80 37H81V38H80ZM83 37H86L87 39H86V38H83ZM158 37H159V38H158ZM195 37H197L198 39H196ZM221 37H222V38H221ZM224 37H225V38H224ZM231 37H232V38H231ZM52 38H53V39H52ZM70 38H72V39H70ZM74 38H75L76 40H75ZM140 38H141L143 41H142ZM157 38H158V39H157ZM162 38H164V39L166 38L165 41H163V43H162V41H159V40H161ZM187 38H189V37H186V39H187ZM190 38H191V37H190ZM190 38H189V39H190ZM210 38H211V39H210ZM223 38H224V39H223ZM235 38H236V39H237V38H240V39L236 40ZM241 38H242V40L244 39V41H243L244 43L241 42ZM254 38H255V39H254ZM4 39H5V41H4ZM73 39H74V42H73ZM84 39H85V40H84ZM135 39H134V40H135ZM144 39H145V41H144ZM164 39H163V40H164ZM221 39H222V40H221ZM253 39H254V40H253ZM53 40H54V41H53ZM71 40H72V41H71ZM140 40H141V43L143 42L142 44H144V43H145V44H144V45H141ZM146 40H147V41H146ZM157 40H158L159 42H158ZM192 40H193V38H191L189 41H192ZM210 40H211V41H210ZM233 40H236V41H233ZM245 40H246L247 44H246ZM262 40H263V42L261 43ZM6 41H8V42H6ZM18 41L21 42L20 45L18 44ZM23 41H24V42H23ZM35 41H36V40H35ZM55 41L58 42V43H57V44H59L58 46H56L57 44H56ZM76 41H77V42L79 41V43H77ZM80 41H81L82 43H80ZM84 41H85V42H84ZM86 41H87V42H86ZM156 41H157V43H156ZM186 41H188V40H186ZM223 41H224V42H223ZM232 41H233V42H232ZM238 41H239V42H238ZM250 41H251V45L249 44ZM252 41H253V42H252ZM256 41H257V44H259V45H257L256 43L254 44V42H256ZM20 42H19V43H20ZM29 42H28V43H29ZM48 42H49V41H48ZM135 42H137V43L139 42V44H137V46H136V43H135ZM178 42H179V43H178ZM202 42H203V41H202ZM214 42H213V43H214ZM219 42H220L221 44H220ZM236 42H238V43H236ZM240 42H241L242 44H240ZM11 43H12L13 45H12ZM33 43H34V45H33ZM46 43H47V42H46ZM46 43H45V44H46ZM71 43H72V45H71V47H70V44H71ZM74 43H75V44H74ZM203 43H204V42H203ZM203 43H201V44H203ZM233 43H234V44H233ZM3 44H2V46H3ZM9 44H10V45H9ZM15 44H16V45H15ZM43 44H44V43H43ZM47 44H49V43H47ZM83 44H84V45H83ZM134 44H135V45H134ZM171 44H172V46H171ZM252 44H253V45H252ZM260 44H262L263 46H261ZM0 45H1V42H0ZM18 45H19V47L21 48L20 50L18 49V48H19ZM77 45H78V46H77ZM82 45H83V46H82ZM222 45H223L224 47L227 46V47H226L227 49L225 48V49L222 50V48H221V47H223ZM229 45H230V46H229ZM238 45H239V46H238ZM248 45H249L250 47H252V48H250ZM14 46H17V47H15V48L18 49V50H17V49H15V48H13L14 50H16V55H15V51H14V50L12 51V47H14ZM49 46H50V45H49ZM81 46H82V47H81ZM145 46H144V47H145ZM160 46H162V49H160ZM205 46H206V47H205ZM236 46H238V47H236ZM243 46H244V47L247 46V47H246L247 50L245 49V52L239 53V51H240L239 48H241V47H243ZM54 47H55V48L57 47V48L55 49ZM60 47H61V48H60ZM65 47L67 48L66 50H65ZM69 47H70V48H69ZM74 47H75V48L78 47V49L75 50ZM137 47H138V48H137ZM144 47H143V48H144ZM163 47H165V48H163ZM177 47H178V48H177ZM202 47H204V48H202ZM213 47H214V44H213ZM224 47H223V48H224ZM254 47H255V48H254ZM10 48H11V51H9ZM24 48H25L26 50H28L29 53L32 52L31 54L27 53V56H28V57L30 56V58L27 57V59H26L27 61H29V63L31 62V63H30V64L32 65V66L30 65L31 68H33V66H34V69H35V70H33V69L29 68V65H28L27 67L29 68V70L32 71L30 74H28L29 70H28L27 72H25L27 68H24V66H25L26 64H29V63H26V64L24 63L25 65L23 66V69H25V71H24L25 73L22 72V71H23V69H22V63H23L24 61H22V63H21L20 66H19L18 63H17V62L19 61V59H21V58H19V57H16L18 54H20V57H21V55H22V59L26 58V53H24L26 50H25ZM71 48H72V49H71ZM166 48H167V49H166ZM168 48H169V49H168ZM174 48L177 49V52H175V51L172 52V51L174 50ZM188 48H189V49H188L189 51H192V49H193V50H196L194 47H192V48L188 47ZM235 48H237V49H235ZM34 49H35V48H34ZM51 49H52V50H51ZM57 49H58V51L56 52ZM59 49H60V50H59ZM63 49H64V51H63ZM73 49H74V52H73ZM165 49H166V50H165ZM176 49H175V50H176ZM209 49H210V50H209ZM228 49L231 50V52H230ZM251 49H253V50L251 51ZM260 49H261V50H260ZM69 50H70L71 52H70ZM161 50H162V51H161ZM169 50H170V51H169ZM217 50H218V51H217ZM232 50H233V51H232ZM235 50H237V51L239 50V51L237 52V51H235ZM254 50H255V52H253ZM257 50H258V52H259L260 54H258ZM8 51H9V52H8ZM19 51H20V53H17V52H19ZM44 51H45V49H44ZM65 51H69V52H65ZM135 51H136V52H135ZM156 51H157V50H156ZM200 51H202V52H200ZM203 51H205L206 53H207V51H209L210 53H211V51H212V53H214L215 56H213V59H212V57H211L210 55H213V54H210L209 52H208L209 54H208V53L206 54V53H204ZM223 51H224V52H223ZM248 51H250V52H248ZM10 52H12V53H10ZM49 52H52V53L50 54ZM58 52L60 53V55H59ZM61 52H62V53H61ZM160 52H162V53H160ZM232 52H233V53H232ZM235 52L238 53V54H236ZM21 53H23V54H21ZM44 53H45V52H44ZM54 53H55V54H54ZM56 53H57L58 56L56 55ZM66 53H67V55H66ZM68 53H70V55H69ZM73 53H74V54H73ZM84 53H85V52H83L82 57H84ZM155 53H156V54H155ZM163 53H164V54H163ZM171 53H172V54H171ZM202 53H203V54H206V55L203 56ZM243 53H244V54H243ZM245 53H248V54H245ZM11 54H14V56L12 57ZM33 54H34V55H33ZM52 54H53V55H52ZM63 54H65L66 56L63 57ZM133 54H134L135 56H133ZM176 54L178 55V59H179L181 62L177 59V57H176L177 55H176ZM198 54H199V55H198ZM239 54H240V55H239ZM255 54L258 55V58H256L257 55L254 56ZM24 55H25V56H24ZM35 55H36L37 57H35ZM73 55H74V56H73ZM75 55H76L77 57H76ZM161 55H162L163 57H165L166 60H163V59H162L163 57L161 58ZM164 55H165V56H164ZM197 55H198L200 58H197V57H196ZM216 55H218V56L216 57ZM230 55H231V58H230ZM241 55H243V56L241 57ZM251 55H252V57H251ZM263 55H264V53H263ZM23 56H24V57H23ZM31 56H33L34 59H33ZM54 56H55V57H54ZM156 56H160V57H158V58H160L161 60L158 59ZM166 56H168V57L166 58ZM179 56H180V57H179ZM207 56H208V57H207ZM225 56H227V58H226ZM235 56H236V57H235ZM2 57H3V55L0 57V59H1L0 61H6V59H2ZM65 57H66V58H65ZM67 57H69L70 60H69V58H67ZM73 57H74V58H73ZM75 57H76V58H75ZM203 57H205V58H204L205 61H204V59L202 60ZM232 57H235V59L232 58ZM237 57H238V58H237ZM254 57H255V58H254ZM14 58H15V59H14ZM36 58H37V59H36ZM54 58H55V59H54ZM61 58H62V60H61ZM63 58H65L66 60L63 59ZM129 58L131 59V57H129ZM153 58H154L155 60H154ZM156 58H157V60H156ZM175 58L178 60L177 62L180 63V66H179V64H177V63L175 64V63L173 62L174 60H176ZM209 58H210V60H209ZM217 58H218V59H217ZM242 58H244V59H242ZM17 59H18V61H17ZM22 59H21V60H22ZM43 59H44V58H43ZM57 59L61 60L62 62H63V60H64V62L62 63L61 61H59V60H57ZM73 59H74V60H73ZM173 59H174V60H173ZM197 59L200 60L199 62H201V60H202V62L199 64V62H198ZM206 59H208V60H206ZM211 59H212V60H211ZM220 59H221V60H220ZM231 59H232V60H231ZM233 59H234V60H233ZM237 59H238V60H237ZM255 59H256V60H255ZM14 60L17 61V62H15ZM32 60H33L34 62H32ZM36 60H37L38 62H37ZM71 60H72V61H71ZM139 60H141V62H139ZM194 60H195V62H197V63L193 62ZM196 60H197V61H196ZM236 60H237V61H236ZM243 60H245V62H243ZM250 60H252V61H250ZM262 60H263V61H262ZM27 61H26V62H27ZM35 61H36L37 63H35ZM65 61H66V62H65ZM73 61H74V63H73ZM133 61H135V59H134ZM155 61H156V62H155ZM159 61H160V62H159ZM163 61H164V62H163ZM207 61H210V62H212V63H210V62L207 63ZM223 61H225V62H223ZM227 61H229V62H228L229 64L227 63ZM233 61H235V63H234ZM239 61H241V64H240L241 67H242V65L244 66V63H245V67H242V68H241V71H240V68L238 69V67H237V66H240V65H239ZM247 61H248V62H253L252 64L257 66V67L254 66V67L257 68V71H256V69H253V67H252L253 65H252V64L248 66V65H247ZM261 61H262V64L259 65V62L261 63ZM8 62H7V63H8ZM56 62H57V63H56ZM59 62H60V63H59ZM161 62H162V64H163L162 66L164 67V69L161 67V64H160ZM172 62H173V63H172ZM175 62H176V61H175ZM191 62H192L193 64H192ZM256 62H257V63H256ZM0 63H1V62H0ZM3 63L5 64L6 62H3ZM3 63H1L2 66H3ZM7 63L5 64V66L8 65V66H7L8 69H12V67H9L10 64H7ZM14 63H15V64H14ZM66 63H68V64L65 65ZM135 63H136V62H135ZM203 63H204V64H203ZM216 63H217V65H215ZM236 63H237V64H236ZM19 64H20V63H19ZM60 64H61V65H60ZM145 64H146V65H145ZM153 64H154V65H153ZM156 64H157V65H156ZM158 64H159V65H158ZM166 64H168L169 67H170V65H172L173 67H170V69H171V68H172V69H171V70H167L169 67L167 68V65H166ZM174 64H175V66H174ZM211 64H212V68H211ZM227 64H228V66H227ZM230 64H231V65H230ZM36 65H37V66H36ZM62 65H63V67H61ZM165 65H166V66H165ZM182 65H183V64H182ZM184 65H186V64L184 63ZM235 65H236L237 68L235 67ZM2 66H0V67H2ZM10 66H11V65H10ZM35 66H36V68H35ZM53 66H54L55 68H57V69H55V68L53 69ZM58 66H60V67H58ZM66 66H67V67H66ZM196 66H195V67H196ZM213 66H214V68H213ZM260 66H261V68H260ZM3 67H4V66H3ZM25 67H26V66H25ZM159 67H161V68L163 69V72L161 71V70H162L161 68L159 69ZM174 67H175V68H174ZM177 67H178V69H179V70H178L179 72H178V73H175V75H172L173 73H172L171 71L176 72V71H177ZM183 67H184V66H182V68H183ZM246 67H248V68H246ZM20 68H21V69H20ZM58 68H59V69H58ZM62 68H63V69H62ZM180 68H181V67H180ZM209 68H210V69H209ZM221 68H222V69H221ZM243 68H244V69H243ZM61 69H62V72H63V73H60V72H61ZM65 69H67V70L65 71ZM68 69H70V70H68ZM212 69H213L214 71H216V72L212 71ZM245 69H246V70L249 69L248 72L245 71ZM251 69L254 71V73H252L253 71H252ZM260 69H261V70H260ZM21 70H22V71H21ZM55 70H56V71H55ZM57 70H60V71H57ZM63 70H64V71H63ZM175 70H176V71H175ZM210 70H211V71H210ZM217 70H218V71H217ZM258 70H259V72H258ZM8 71H10V70H8ZM52 71H53V72H52ZM167 71H168V72L170 71V72H169V73H170V74H169V77L172 75V76H171V79H170L169 77L166 78V74H165V77L163 76V75H164V72L167 73ZM208 71H209L210 73H209ZM221 71H222V72H221ZM228 71H229V72H228ZM250 71H251V72H250ZM255 71H256V72H255ZM260 71H261V72H260ZM19 72H20V73H19ZM43 72H41V73H43ZM50 72H52V73H50ZM157 72H158V73H157ZM205 72H208V73H206V77H205ZM211 72H212V73H211ZM246 72H247L248 74H247ZM249 72H250V73H249ZM7 73H9V72H7ZM7 73H5V74L7 75ZM21 73H22V74H21ZM26 73H27V76H26ZM57 73H59V74H57ZM156 73H157V75H156ZM224 73H225L226 75H225ZM236 73H237V74H236ZM245 73H246V74H245ZM251 73H252V74H251ZM256 73H257V75H256ZM24 74H25V75H24ZM46 74H47V76H46ZM53 74H54V75H53ZM161 74H162V75H161ZM208 74H209V75H208ZM254 74H255V75H254ZM6 75H5V77H6L5 80H6V81H7V79H8V80H11V78H10V74H8L9 76H8V75L6 76ZM50 75H51V76H50ZM57 75H58V76H57ZM167 75H168V73H167ZM229 75L233 76V79H234V80H232V77L229 76ZM42 76H44V74H43ZM52 76H53V77H52ZM207 76H208V78H207ZM249 76H251V77L249 78ZM256 76H257V78H256ZM7 77H8V78H7ZM50 77H51V78H50ZM56 77H57V78H56ZM209 77H210L211 79H210ZM229 77H230L231 79H230ZM15 78H13V80H14ZM23 78H21V79H23ZM52 78H53V79H52ZM63 78H64V77H63ZM160 78H161V79H160ZM164 78H166V79H164ZM213 78H215V79H213ZM221 78H222V79L224 78V80H222ZM227 78H228V79H227ZM48 79H49V80H48ZM75 79H76V78H75ZM158 79H159V80H158ZM172 79H173V81H172ZM209 79H210V80H209ZM220 79H221V80H220ZM242 79H244L243 81H244L245 83L241 81ZM251 79L254 80V81H252ZM45 80H46V79H45ZM55 80H57V81H55ZM61 80H62V79H61ZM154 80H152V81H154ZM227 80H229V81H228L227 83H225ZM236 80H237V81H236ZM246 80H247V82H246ZM18 81H20V80H18ZM50 81H52V83H51ZM155 81H154V82H155ZM170 81H171V82H170ZM205 81H206V82H205ZM210 81H212V82L214 83V85L212 84V87H213V88L216 86L215 84H218V83L220 84V83H221L220 85H218V87H216V88L219 89V90H220L221 88L223 89V90H220L221 94L219 93V90H217V89H216V90H215V89H214V90H211V89H210V88H211V85H210L211 82H210ZM219 81H223L224 84H227V85L229 84V85H228V86H225V85H224V88H223V87H222V82H219ZM257 81H258V82H257ZM53 82L55 83V85H54ZM163 82H165V84H164ZM208 82H210V83H208ZM235 82H236V83H235ZM253 82H254V83H253ZM49 83H51V85H53L54 87L51 86ZM160 83H162L163 85H162V84L159 85ZM172 83H173V85H172ZM206 83H208L210 86H209L208 84L206 85ZM252 83H253V84H252ZM263 83H264V82H262V83H260V84H263ZM247 84H248V85H247ZM6 85L9 86L8 84H6ZM45 85H47V87H46ZM202 85H203V87H202ZM233 85H234V86H233ZM237 85H238V86H237ZM244 85L247 86V88H246ZM159 86H161V88H160ZM163 86H164V88H163ZM207 86H209V87L206 88ZM242 86H243V87H242ZM249 86H251L250 89H249ZM52 87H53V89H52ZM59 87H60V86H59ZM59 87H58V88H59ZM147 87H149L150 90H151V88L153 89V90L151 91V93H150V90L147 89ZM172 87H173V88H172ZM174 87H175L176 89H174ZM226 87H227L228 89H227ZM47 88H48V89L50 88V89L47 90ZM154 88H155V89H154ZM157 88H158V89H157ZM159 88L161 89V91H160ZM171 88L173 89L172 92H170V91H171ZM205 88H206V89H205ZM213 88H212V89H213ZM162 89L164 90V92H163ZM207 89H208V91L206 92ZM242 89H246V90H248L247 93H244V94H246V98L244 97L245 95H242V94L239 92V91L242 90ZM157 90H158V91H157ZM175 90H176V92H174ZM147 91H149V92H147ZM168 91H169V92H168ZM203 91L206 92V93H203ZM211 91L213 92V95H212V96L209 94V93H212ZM42 92H43V91H41L40 93L42 94ZM44 92H43V94H45ZM49 92H50V93H49ZM152 92H153V93H152ZM208 92H209V93H208ZM216 92L218 93V96H217V93H216ZM222 92H223V93H222ZM250 92H251V93H250ZM26 93H27V92H26ZM142 93H143V99L140 98V97H142V95H141ZM162 93H164V96H162V95H163ZM169 93H170V94H169ZM171 93H172V94H171ZM173 93H174L175 95H173ZM207 93H208V95H210V100H209L210 103L208 102L209 96L206 95ZM156 94H158L159 97H158V95H156ZM160 94H162V95H160ZM203 94H205V96H207L208 98L206 99V97H205ZM247 94H248V95H251V96H248ZM27 95L30 96V95H32V94H29V93H28ZM27 95H26L25 97L22 96V97L24 98V99L22 98V100L19 99V96H18V95H16L15 98H14L15 101H20L21 103H23V105L26 103V105H24V107H21L22 104H21L20 102H18V106H17V104H16L17 102H15V101H14L13 103L10 102V101H13V100H14L13 97L10 96L11 98H9V99L7 100L8 103L10 102V103L8 104V106L6 105V108H7V109H5V110L3 109L4 111H2L1 114H4L5 112L9 113V111L11 110V109H10V106L13 107L12 110H15V109H17L18 107H20V108L18 109L19 112H20V110H22V108H23V109L25 108L24 110L21 111V112H23L24 114H25V112H26L27 110H28V111H31V112L33 113L34 110H35V109H33V108L35 107V108L37 109L38 106L40 107L41 104H40L39 102H40L42 99H41V98H40L41 100H40V99H36V101H35L34 97H36V96H37V95H36V96L33 97L34 101H33V99H32V100H29V99H31L32 97H29V96H27ZM46 95H47V94H46ZM153 95H156L158 98H156V96L154 97ZM239 95H240V96H239ZM171 96H172V97L175 96V97L172 99ZM196 96H195V97H196ZM200 96H201V97H200ZM215 96H216V97H215ZM234 96H233L232 98H236V97H234ZM238 96H239L240 98H239ZM254 96H255V97H254ZM257 96H258V97H257ZM27 97H28L29 99H26ZM147 97H148V99L144 100V99L147 98ZM161 97H162V98H161ZM163 97H165V98H163ZM169 97L173 100V102H171V103H172V104H171V103H170V100H171V99H168L169 102H167V103H170V106H169L168 104L165 103V102L167 101L166 98H169ZM199 97H200V98H199ZM227 97H228V96H227ZM247 97H248V98H249V97H252V98L248 99ZM261 97H264V95H262ZM16 98H17V99H16ZM36 98H38V96H37ZM152 98H153V99H152ZM159 98H161V99H159ZM212 98H213V99H212ZM219 98L222 99L223 102L220 101ZM242 98H243V99H242ZM141 99H142V100H141ZM157 99H158V100H157ZM175 99H176V100H175ZM261 99H263V98H261ZM26 100H29V101H28L29 103H28ZM39 100H40V101H39ZM44 100H45V99H44ZM139 100H140V101H139ZM159 100H160L161 102L165 100L164 102H162V104L165 103V105H167L168 108H169V107H172V106H174V105L176 106V107L174 106L175 108L173 107V109L171 108L172 110H170V108H169V110H170V112H171V115L168 114V113H170V112L168 111L167 106L163 107L164 105H162L161 102L158 103ZM172 100H171V101H172ZM206 100H207V101H206ZM211 100H212V101H211ZM215 100H216V101H215ZM30 101H32V102H30ZM53 101H55V100H53ZM224 101H225V102H224ZM33 102L36 103V105L34 104L35 106L33 105ZM56 102L59 103V100H56ZM56 102H53L52 105H51V104H49V105H45L46 109H48V110H45V111L43 110V111H42L43 113H44V112H47L46 114H48V113H50V112H52V113H50V114H48V115H45V114H43V113L40 111L39 114L42 113V114L45 116V119L48 118V120H49L50 118L53 119L54 117H58V116L62 113V111H61L59 108H55V107H59V105H58ZM221 102H222V103H221ZM14 103H15V105H16L17 108L15 107ZM19 103H20V105H19ZM30 103H31V105L33 106V107L31 108L33 111L30 110V108H27V107L31 106ZM54 103H55L57 106H56ZM151 103H152V104H151ZM219 103H220V104H219ZM6 104H7V103H6ZM11 104H12V105H11ZM37 104H38V105H37ZM39 104H40V105H39ZM158 104H159V106H161V108L158 106ZM9 105H10V106H9ZM136 105H137L139 108H138ZM251 105H252V106H255V103H252ZM26 106H27V107H26ZM47 106H49V108L53 106V109L50 108V109H51V110H50ZM41 107H44V105H41ZM45 107H44V109H45ZM135 107H136V108H135ZM162 107H163V108H166V109H164V110H167L168 112H167V111H162V110H163ZM222 108L220 107V109H218L219 112L223 110ZM241 108H242V107H241ZM8 109H9V110H8ZM26 109H27V110H26ZM40 109H42V108H40ZM56 109H59V111L56 110ZM181 109H182V110H181ZM221 109H222V110H221ZM6 110H7V111H6ZM12 110H11V111H12ZM25 110H26V111H25ZM55 110H56V112H54ZM160 110H161V111H160ZM180 110H181V111H180ZM180 110H179L180 113H179L178 111H176V112H178V113L180 114L179 116H182V117H183V116H187L188 113H191V114L194 113V111H191V112H190L189 109H185V108H180ZM183 110H184L183 113H184V114H187V115H184V114L182 113ZM185 110H186V111H185ZM187 110H188V111H187ZM11 111H10L9 115H10V114L12 115V114H15V113H16V114H19V112L17 113L16 110H15V111H12V112H11ZM60 111H61V112H60ZM3 112H4V113H3ZM21 112H20V113H21ZM31 112H27V113H26L28 119L30 118L29 116H31V115H29V114H31ZM161 112H162V114H161ZM166 112H167V113H166ZM186 112H187V113H186ZM54 113H55V114H54ZM58 113H59V115H58ZM5 114H6V113H5ZM16 114H15V115H16ZM24 114H21V115H24ZM42 114H41V116H42ZM166 114H167V115H166ZM175 114H177V113H175ZM191 114H189V115H191ZM6 115H7V114H6ZM28 115H29V116H28ZM49 115H52L53 118H52L51 116L49 117ZM56 115H57V116H56ZM177 115H178V114H177ZM46 116H48V117H46ZM188 117H189V116H188ZM184 118H185V117H184ZM25 119H26V118H25ZM168 120H169V119H168ZM49 121H51V120H49ZM49 121H47L48 124H51L52 122H49ZM47 126H48V127H46V126H42L43 128L40 127L39 130H42V129H44V130H48V129H49V130H52V129H53V130H58V129H59V128H57L58 126H56V129H55V126H54V128H53L52 125H47ZM51 126H52V127H51ZM27 128L29 129V128H31V127L27 126V127L22 128V130H25V129H27ZM46 128H48V129H46ZM253 129L255 130V128H253ZM254 130H248V131H250V133H248L247 130H245V131L242 130V131H244L245 134L248 133V135H247L248 137H249V134H250V135L252 134L253 136H251V137L253 138V137L255 136V134H256V131L254 132ZM148 131H150V132H152V131H155V132H162L161 130H160V131H159V130H157V131H156V130H148ZM170 131H171V133L173 132V133L175 134V131H174V130H170ZM177 131H178V130H176V133H177ZM179 131H181V130H179ZM188 131H193V130H185V132H188ZM197 131H201V130H197ZM219 131H220V130H219ZM223 131H225V130H223ZM232 131L234 132L235 130H232ZM251 131H253L254 134H253V132L251 133ZM258 131H259V130H258ZM155 132H153V133H155ZM182 132H184V131H182ZM237 132H238V131H237ZM246 132H247V133H246ZM239 133H240V134H239ZM239 133H236V134L240 135V136L236 135V136H238V140H243L244 136L241 135V130H239ZM242 134H243V132H242ZM175 135H176V134H175ZM175 135H174V136H175ZM174 136H173V137H174ZM241 136H242L243 138H242ZM256 136H257V134H256ZM239 137H240V139H239ZM245 138H246V135H245ZM249 139H250V137H249ZM249 139H246V140L248 141ZM170 140H172V138H171ZM250 140H251V139H250ZM171 142H172V145L175 144L174 141H169V143L166 144L167 146L165 145V146H166V149L169 148V149L166 150V152H169V153H170V152H173V151H174V152L177 151V149L175 148V146L173 147V146L170 144ZM227 142H228V141H226V142L222 145V147H219V146H217V145H212V146H214V147H212V146L209 147V149L211 148V151H212V149H213L212 152H213V153L215 152L216 154H219V153L224 152V151L226 150L225 152H227V153L224 155V156H226V158H224L223 156H220V158H221V162L224 161V162H225L224 164H223V162H222V163L220 162V159H218L219 157L216 158V161H215L216 164L214 163L213 160H208V162H207V159H206V155H207V154H206V152L208 151V148H206V149L204 148V149H205V150H204L205 152H204L202 147H199L198 150H197L198 152L201 151V153H203L202 155H198L197 153H194V152H196V151H193V150H189V151L183 150L186 154L182 152V153H183L182 155H183V156H184V155H185V156L188 155L187 158L183 157L184 159H183V158L181 159V161H183V164H182V162H181L180 160H175V161H173L174 159H170L169 161H171V162H172V161H173V162H176L175 164L173 163L174 165H172L171 162H169L168 160H164L163 158H161V161H160V159H157L156 161H154V163H153V160H152V161H149L150 163H151V162L153 163V164L151 163L152 165L148 164V162L146 163V167H147L148 165H149V167L152 166L153 168L150 167V169H153L154 171H156V170H158V169H159V171L162 170V168H163V164L166 163V165H164V168H163V171H164V170H165V171H164V172H163V171H160V174L163 176L162 178L166 179V180H164L165 183H166V184L164 183V188H165V192H166V194H167V197H168V196H169V197L167 198L166 196H162V195H159V196H158V193H156L155 191H153V194H152V191H149L148 194L152 195V196H151V197H153L152 199H151L150 195H147V196H145V197H143V198H140V199H141L142 201H149V202H154V201L158 202V201H161V202H159V205L157 204L158 206L156 207L157 210H159V208H160V207H163L164 204H165V202H162V201H166V204H165V205H167V203L170 202V201H169V200H170L169 198L172 197L171 201H172V200H173V201L170 202V205L168 204V206H170V208H166V207H164V208H166V211L163 210V209L161 208V209L163 210V215L165 214L164 217H163L164 220H165V218H166V215H169V216H170L171 212H172V214H171L172 218H170V220H169V218H167L166 221H165V223H166V222H169V223H166V224L164 223V224L166 225V227H167L169 230H167V228H165V226H163L164 228H162L163 230H164V229L167 230V233H168V234L166 233L167 235H165V233H163L164 231H163L161 228H160V229H161V232H162V233H160V230H159V228L157 227V225L154 226V227H156V229H155V230H156V234H153V233H155V230L153 231L152 228H151V231H153V233L149 232L150 229L147 231L148 233H145V236H146V237H147V234H148V237H149V236H152V234H153V236L156 235V238L151 237V240H152V241H154L153 239H155V240L157 241V237H158L159 240H161V242H160V241H157L159 244L156 243V246H158L160 249H158V247H156V246L154 245L156 241H154V244H153L152 241L149 242L150 244H153V247H154V248H157V249H158L157 252L154 250V251H155V255H154V253H153L154 251H150L149 254H148V252H146L145 255H142V256H141V254H140V252H139L140 250L138 249L137 252H138V254H139V257H140V256H141V257H140V258L137 257L138 260L136 261V264H151V263H152V264H163L162 262H164V261L166 262L167 260H168V261H167L168 263L166 262L167 264H172V262H171V263L169 262V261H173V262H174V259L172 260V258L170 257L171 254H172L173 258H174V256L177 257L178 255H179V256H180V255H183V256H185V257L188 256V255H189V256L192 255V257H191L192 259L189 258V256H188V260H187V257H186V258L183 257V256H182V257L185 258L188 262L192 260V261H193V264H195V263H196V264H197V263H199V264H201V263H202V264H207V261H205V263H204V260H206V256H207L206 252H207L208 255H209V253H210L211 251L214 252L216 249H218V250L215 251L216 254L214 253V256H213V253H210V254L212 255L213 261H216V262H212L213 264H215V263H218V264H224V263H226V264H227L228 261H229V262H228L229 264H237V263H238V264H239V263L241 264V262H239V261H242L244 258L247 259V256H248L247 251L245 252V249H246V248H247L246 250H248V253H249V254H250L251 251H252V254H253V255H252V254L249 255V257L251 256L252 261L254 260V262H255V259L257 258L256 260H258V258L260 257L261 260H260V259H259V260H260L261 262L258 260L257 263H258V264H264V260H262V258H264V254H263V253H264V251H263V250H264V247H263V248H259V247H260L259 245H261V244L264 243V242L262 243V241H264V236H262V231H260L261 229H260V227H259V224L257 223V222H259V220H258V219H259V218H258V212H257L258 209H259L258 206H259V204H260V203H259V202H260V199H259V198L261 197V194H262L260 191L264 188V187H263V184H264V183H262L264 177L262 176V177H261L262 180L260 179V175H261L262 173H261V171H259V170H260V166H259V165H256V166L253 165V168H252V167L248 166V165L246 164V162L244 163L243 160H241V158H236V156H234V157H233L234 160H233L232 157L228 156V155L231 153V151H233V148H232L231 145H229ZM226 143H227V144H226ZM169 144H170V146H169ZM226 145H227V146H226ZM165 146H164V147H165ZM168 146H169V147H168ZM216 146H217V147H216ZM224 146L227 147V148H225ZM237 146H239V145H237ZM215 147H216V151H214V150H215ZM229 147L231 148V150H230ZM240 147H241V145L239 146V148H240ZM242 147L250 148V147H252V146H250V147H249V146H242ZM224 148H225V150H224ZM171 149H173V150H171ZM174 149H176V150H174ZM199 149H201V150H199ZM218 149H220V150H218ZM227 149H228V150H227ZM234 149H235V148H234ZM244 149H245V148H244ZM244 149H241V148H240V149H239V153H240V151H241V153L244 151V154H245V150H244ZM250 149H251V148H250ZM250 149H248V150L250 151ZM151 150H152V149H151ZM151 150H150L149 152L152 154L153 151H151ZM217 150H218V151H217ZM221 150H224V151H221ZM249 151H248V152H249ZM192 152H193V154H192ZM225 152H224V153H225ZM187 153H189V154H187ZM201 153L199 152V154H201ZM224 153H223V154H224ZM239 153L237 152L238 155H239ZM241 153H240V155H241ZM191 154L194 155V156H192ZM227 154H228V155H227ZM162 155H163V154H160V156H162ZM169 156H170V155H168L167 158H169ZM195 156H196V157H195ZM162 157H163V156H162ZM165 157H166V156H165ZM192 157L195 158V159L198 158V157H205V159H204V161H203V159H202V160H200V162H198L199 160H195V159H193ZM222 157H223L224 160L222 159ZM191 158H192V160H191ZM186 159H187V160H186ZM235 159H236V160H235ZM194 160H195V161H194ZM229 160H232V161H229ZM237 160H238V162H237ZM164 161H165V162H164ZM178 161H179V162H178ZM184 161H186V162L184 163ZM188 161H190V162L188 163ZM212 161H213V162H212ZM217 161H218V162H217ZM163 162H164V163H163ZM168 162H169V164H170V163H171V164H170V165L167 164ZM192 162H193V163H192ZM211 162L214 163V165H212ZM230 162H231V163H230ZM233 162H234V163H233ZM235 162H236V163H235ZM239 162H242V164L239 163ZM258 162H259V161H258ZM138 163H139V162H138ZM156 163H159L161 166H159V164L156 165ZM178 163H179V164H178ZM180 163H181V165H184V166L182 167V166L180 165ZM190 163L193 164V165H191ZM206 163H207V164H206ZM218 163H219V164H218ZM226 163H228V164H226ZM135 164H137V162H136ZM154 164H155V165H154ZM186 164H187V166H186ZM188 164H189V165H188ZM196 164H197V165H196ZM198 164H199V165H198ZM221 164H222V167H223V165H224L225 168L223 167V169H222V167L220 166ZM230 164H233V165L236 164V165H234V167H236L237 169H238L237 166L239 165V167H240V165H241V167L239 168V169H241L240 171H244V172H246V173H244V172H240L239 169H238V170L235 169L234 167H232L233 165L230 166ZM255 164H256V163H255ZM260 164L262 165V163H260ZM29 165L31 166L30 168L33 169V168H32V167H33V166H32V165H33L32 161H30ZM167 165L170 167L169 170H168V169H167V170L165 169V166H166V168H167ZM171 165H172V166H171ZM179 165H180V166H179ZM203 165H204V166H203ZM209 165H210V166H209ZM216 165H217V166H216ZM228 165H229V166H228ZM69 166H70L72 172L74 173V176H75V179H76V178H77V174H75V171L73 170V169H75L74 166H73L72 164L69 165ZM173 166H176V168H177V167H178V168L181 167L182 170L176 169V168L173 167ZM189 166H191L192 168L189 167ZM193 166H195V167H193ZM201 166H202V167H201ZM247 166H248V167H247ZM257 166H258V167H257ZM262 166H263V165H262ZM172 167H173V168H172ZM186 167H187V168L189 167L187 170H188V173H189L190 176L186 175V172H185V168H186ZM198 167H199V169H198ZM206 167H207V168H206ZM208 167H209V168H208ZM211 167H212V168H211ZM220 167H221V168H220ZM226 167H227V168L229 167V168H228L229 170H228ZM231 167H232V170H233V171L230 170ZM243 167H244V169H243ZM255 167H257L258 169H257V168L255 169ZM154 168H156V169H154ZM250 168H251V170H250ZM171 169H172V170H171ZM221 169H222V170H221ZM234 169H235L236 171H235ZM245 169H246V170H245ZM247 169H248V170H247ZM253 169H254V170H253ZM153 170H152V172H153ZM187 170H186V171H187ZM190 170H191V171H190ZM198 170H199V172H198ZM215 170H216V171H215ZM218 170H219L220 173L218 172ZM220 170H221V171H220ZM223 170H225V171H223ZM252 170H253V171H252ZM255 170H256V172L259 171V173H255ZM170 171H171V172H170ZM183 171L185 172V174L182 173ZM189 171H190V172H189ZM227 171H229L230 174L228 175V177L225 176L226 179L223 180V178H225V177H222V176H224V174L226 175L227 173H229V172H227ZM234 171H235V172H234ZM237 171L240 172L241 176L244 175V174H246V175L241 177L240 174L238 175L239 172H237ZM251 171H252V172H251ZM56 172H57V173H56ZM179 172H180V173H179ZM191 172H192V176H191ZM203 172H204V173H203ZM208 172H209V173H208ZM214 172H215V173H214ZM217 172H218V173H217ZM247 172H249V173L247 174ZM253 172L256 174V176H253V177H252L251 174H254ZM154 173H155V172H154ZM169 173H170V174H169ZM178 173H179V174H178ZM188 173H187V174H188ZM195 173H197V174H195ZM202 173H203L204 175H205V173H206L205 177L201 175ZM210 173H213L214 176H212V174L210 175ZM242 173H244V174H242ZM260 173H261V174H260ZM167 174H168L169 176H168ZM216 174H217V175L219 174V177H217V180H214V179H216V176H217ZM232 174H234L233 177H237V176H238L237 179L234 178V179H235L234 182H232V181H233V180H232L233 177H230V176H232ZM249 174H250V175H249ZM53 175H56L57 177H59L58 179H60V178H62V177L65 178V176H63V173H62L61 171H59V170L54 171ZM165 175H167L168 177L165 176ZM175 175H177V176H175ZM180 175H181V177H180ZM194 175H195V178H193ZM197 175H200V177H198ZM221 175H222V176H221ZM235 175H237V176H235ZM173 176H174V178H173ZM201 176L203 177V180H202V181H205V182H203V183L201 182V183L203 184V186H201V188L204 189V187L206 188V186H208V187H209V190H210V192L208 193L209 196H208V194L205 195V193L208 192V189H207L208 187L205 189V190H207L206 192H204V190H202L200 187H198L197 189H199V188L201 189V190H198V191H202L201 194H199V192L196 190L195 186H193L194 188L192 187V185H196L198 181H199V183H200V178L202 179ZM206 176H207V177H206ZM165 177H166V178H165ZM179 177H180V178H179ZM183 177H184V178H183ZM185 177H186V178H185ZM189 177H191V178H189ZM197 177H198V178H197ZM208 177H209V178H208ZM220 177H221V178H220ZM239 177H240V178H243V177H244V178H243L244 181H243V180L241 181V179H240ZM248 177H249V178H248ZM257 177L259 178V180H260L261 182L258 180ZM162 178H160V179H157V178H156L157 180L154 179L153 181H156V182H153V183H156V184H157V182L162 183L163 180H162L161 182L159 181V180H161ZM168 178H170V180H168ZM182 178H183V179H182ZM187 178H189V180H184V179H187ZM211 178H212V179H211ZM218 178L220 179L219 182H218ZM228 178H229L231 181H228V180H229ZM238 178H239L240 181L238 180ZM246 178L249 179V181H248ZM256 178H257V179H256ZM55 179H56V178H55ZM78 179H79V178H78ZM78 179H76V180L78 181ZM173 179H176L175 182H174ZM180 179L182 180L183 183L180 182V181H181ZM191 179H192V180H191ZM197 179H198V181H197ZM206 179H207V180H206ZM210 179H211V180H210ZM221 179H222L223 181H222ZM250 179H251V180H250ZM167 180H168V181H172V180H173V184H172L171 182L167 183V182H168ZM177 180H179V181L176 182ZM209 180H210V181H209ZM213 180H214V182H216V184H215L214 182H212ZM225 180L229 182V183H227L228 185L226 184V181H225ZM236 180H238V181H236ZM253 180H254V181H253ZM256 180H258L259 182H258V181L256 182ZM192 181H194L195 183L193 182L194 184L191 185ZM196 181H197V182H196ZM206 181H207V183H206ZM235 181H236L237 185H236ZM246 181H247V182H246ZM251 181H252V182H251ZM184 182H185V183H184ZM208 182H209V183H208ZM210 182H211V184H210ZM222 182H223L224 185L222 184ZM231 182H232V183H231ZM240 182H241V183L243 182V183H242V186L245 184V182L247 183V184H245V185L243 186V188H245V189L242 188ZM249 182H250V183H249ZM178 183H179V184H178ZM204 183H205L206 185H204ZM212 183H213V185H212ZM251 183H252V184H251ZM253 183H254L255 185H254ZM257 183H258V184H257ZM260 183H261V184H260ZM167 184H168L169 186H168ZM170 184H171V185L176 184V186H171ZM182 184H183V185H182ZM207 184H209V185H207ZM218 184H219V185H218ZM221 184H222V186H221ZM225 184H226V185H225ZM232 184H233V186H231ZM248 184H249V185H248ZM256 184H257V185H256ZM177 185H178V188H177ZM181 185H182L183 187H182ZM185 185H187L188 188H187V186L185 187ZM217 185H218V186H217ZM229 185H230V186H229ZM261 185H262V186H261ZM167 186H168L169 188H170V187H173V188L175 187V188H174V190H173V189H168ZM214 186H215L216 188H215ZM223 186H224V190H222V189H223ZM226 186H227V187H226ZM236 186H237V187H236ZM250 186H251V187H250ZM256 186H258V187H260V188L262 187V189L260 190V188H257ZM190 187H191L192 192L189 193V191H190ZM211 187H212V188H211ZM235 187H236V189H235ZM246 187H247V188H246ZM255 187H256V188H255ZM184 188H185V190H184ZM186 188H187V192H186ZM217 188H220V189H217ZM225 188H226V189H225ZM228 188H229V189H228ZM238 188H239V190L241 189V191H239ZM248 188H249V189H248ZM250 188H251V189H250ZM81 189H82V187L80 186V192L83 193V189H82V191H81ZM176 189H177V190H176ZM181 189H182V190H181ZM256 189H258L259 192H257ZM169 190H170V192H169ZM183 190H184V191H183ZM211 190H212V191H211ZM216 190H217V191L220 190V191L217 192ZM225 190H227V192H226ZM229 190H232V191L234 190V191H233L234 193H233L232 191H231V192H232L233 194L230 193ZM236 190H238V191L235 192ZM252 190H253V192H252ZM172 191H173V192L175 191V192L173 193ZM179 191H181V192L179 193ZM222 191H223V192H222ZM249 191H250V192H249ZM150 192H151V193H150ZM168 192H169V194H168ZM183 192H184L185 194H183ZM212 192H213V193H212ZM216 192H217V193H216ZM220 192H222V194H221ZM225 192H226V193H225ZM238 192L240 193L239 195L242 196L241 199H240V196L238 197V194H237V196L235 195V194L238 193ZM244 192H245V193H244ZM248 192H249L250 194H252V195L250 196V194H249ZM255 192H257L258 195H257ZM155 193H156V194H155ZM171 193H172V194H171ZM186 193H187V196H188V197L186 196ZM193 193H194V195H195V193H196V195H195L196 197H193V195H192ZM202 193H203L205 196L202 195ZM211 193H212V194H211ZM243 193H244V194H243ZM260 193H261V194H260ZM154 194H155V195H154ZM175 194H176V195H175ZM181 194H182V195H181ZM188 194H190V196H189ZM216 194H217V196L221 194V195H220L221 198H219V199H221L220 201H217V200H219V199H216V197H217ZM225 194H226L227 196H226ZM230 194H231V197H230ZM253 194H254V195H253ZM164 195H165V194H164ZM171 195H172V196H171ZM178 195H179V197H180V195H181V197L179 198ZM198 195H202L203 197H202V196H198ZM210 195L213 197V199H210ZM234 195L236 196V198H238V200L235 199V196H234ZM243 195H244L245 197H244ZM136 196H137V195H136ZM154 196H155V197H154ZM156 196H157V197H156ZM160 196H162V197H160ZM183 196H184V197H183ZM206 196L209 198V199H208L209 201H207ZM215 196H216V197H215ZM222 196H224V198L227 197V198H226L227 200H229V199H231V200H229V202H228V201L225 200ZM137 197H138V196H137ZM146 197H147V198H146ZM165 197H166V198H165ZM189 197H190V198H189ZM198 197H200V198H201V197L204 198V199H202L204 202H203L200 198H198ZM232 197H234V198L232 199ZM247 197H248V198H247ZM251 197H252V199H251ZM258 197H259V198H258ZM159 198H160V199H159ZM164 198H165V200H162V199H164ZM173 198H174V199H173ZM177 198H179V199H178L179 201H176ZM184 198H185V199H184ZM192 198H193V199H192ZM217 198H218V197H217ZM253 198H254V199H253ZM255 198H258V199H257L258 202H257V201H254ZM145 199H146V200H145ZM148 199H149V200H148ZM167 199H168V200H167ZM180 199H181V200H180ZM187 199H188V200H187ZM195 199H196V200H195ZM222 199H223V200H222ZM239 199H240V200H239ZM136 200H137V199H136ZM138 200H139V197H138ZM153 200H154V201H153ZM184 200H186V201H184ZM192 200H194L195 203H193ZM211 200H214V201L212 202ZM224 200H225V201H224ZM235 200H236L237 202H236ZM244 200L247 201V203H246L247 205L244 203V202H245ZM248 200H249L250 202H248ZM167 201H168V202H167ZM180 201H181V202H180ZM182 201H183V202H182ZM188 201H189V202H188ZM197 201H198V202L202 201L203 204H202V202H201V204H200V203H196ZM205 201H206V202H205ZM216 201H217V202H216ZM230 201H231V202L233 201V202L231 203ZM234 201H235V203H234ZM239 201H241L242 204H239V203H241V202H239ZM251 201H252V202H251ZM70 202H71V201H70ZM184 202H185V203H184ZM186 202H187V203H186ZM207 202H208V203H207ZM210 202H211V204H210ZM215 202H216V203H215ZM219 202H220V203H219ZM227 202H228V204H227ZM253 202H254V203H253ZM255 202L258 204V206H257V204H256ZM161 203H163L162 206H161ZM175 203H179V205H178V204H175ZM189 203H190V205H189ZM192 203H193V204H192ZM204 203H207V206H206V204L204 205ZM224 203L226 204V206H229V207H228L229 209L232 208V207L235 208V206H236L235 204H238L239 206H238V205L236 206L237 209H236V208H235V209L232 208V209H230V210H229V209L227 210V208L224 207V206H225ZM229 203H230V204H229ZM71 204H72V203H70V205H69V204H68V205L66 204V205H64V206H63V204H61V206H59L60 204H59V205H56V208H58V206H59L58 209H59L60 211H61V210H62V211L65 210V211H66L65 214H68V216H69L68 218H69V219L66 217V215H65V217H66L65 219H67L69 223H72V222H73V219L76 220L77 217L79 218V215L77 214L78 212L75 210V209H76L75 206H73V204H72V205H71ZM186 204H188L189 206L186 205ZM194 204H195V205H196V204L198 205V207H197L196 209L194 208V207H195ZM221 204H222V206H221ZM232 204L235 205V206H233ZM253 204H254V205H253ZM255 204H256V206H257V210H256V206H255ZM171 205H172V206H171ZM180 205H181V206H180ZM183 205H184V206H183ZM192 205H193V207H192ZM200 205H201V206L203 205V207H201ZM216 205H218V209H217V206H216ZM243 205L245 206V208H246L245 210H247V213H246V211H243V210H244V206H243ZM250 205H251V206H250ZM252 205H253V206H252ZM69 206L71 207V209H72V207H74V208L72 209V211H71V209L69 208ZM85 206H86V209H87L86 211L90 212V210H89V208H88V206H87V203H86ZM173 206H174V207H173ZM175 206H176V207H175ZM179 206H180V207H179ZM186 206H188V208H187ZM190 206H191V207H190ZM213 206L215 207V209H211ZM240 206H243V207L241 208ZM67 207H68V209H67ZM158 207H159V208H158ZM209 207H210V210H209ZM222 207H223V210H225L224 208H226V210H225L224 212H223V210H222ZM247 207L249 208V210H248ZM253 207H254L255 209H254ZM38 208H40V207H38ZM38 208H37V209H38ZM177 208H178V209H177ZM180 208H182V209L184 208V209L182 210V209H180ZM189 208H191V209L194 208V209H192V210L190 209V211H189V210L187 211V209H189ZM203 208H205V210L207 209L206 211H208V212L206 213V211L204 210V213H203V212H202V211H203ZM219 208H221V210H220ZM238 208H240L241 211H240ZM250 208H252V210H251ZM32 209H33V208H32ZM40 209H41V208H40ZM66 209H67L68 211H67ZM161 209H160V211H161ZM167 209H168L169 211H168ZM174 209H175V210H174ZM197 209H198V210H197ZM201 209H202V211H200ZM233 209H234L235 211L237 210L236 212H238L239 215L235 213L236 216H235V215L233 216V213H234ZM73 210H74L76 213L73 212ZM171 210H172V211H171ZM231 210H232V211H231ZM238 210H239V211H238ZM164 211H165V212H164ZM176 211H177V212H176ZM180 211H181L182 213H181ZM186 211H187V212H186ZM211 211H212V212H211ZM215 211H216V212L220 211V212L216 214ZM230 211H231V212H230ZM251 211L253 212V214H250V213H249V212H251ZM70 212H72V213H70ZM169 212H170V213H169ZM183 212H185V213L183 214ZM189 212H190V213H189ZM198 212H199L200 214H199ZM201 212H202L203 214H202ZM213 212H214V213H213ZM225 212H226V214L223 215V213H225ZM241 212H242L243 214H242ZM252 212H251V213H252ZM62 213H63V212H62ZM159 213L161 214V217H162V211H161V212H158V215H159ZM175 213H177V214H175ZM186 213H189L190 215H191L192 213H194V216L197 214V215L195 216V217H196V221H194V220H195V217H194V218L192 217L193 214L190 216V217L192 218V219H191V218L189 217V214H186ZM208 213H209V214H208ZM221 213H222V214H221ZM227 213H228L229 215H228ZM244 213H245V214H244ZM71 214H72V215H71ZM173 214L176 216L175 218H174ZM213 214H214V215H213ZM231 214H232V216H231ZM248 214L251 215V216H249ZM177 215H178V216H177ZM198 215H199V216H198ZM200 215H202V216L204 217L203 220H202L203 217L200 216ZM205 215H207V216H205ZM211 215L214 216V217H213L214 219L212 218ZM217 215H218V217H217ZM221 215H222L223 218L220 217ZM183 216H184V217H183ZM185 216H187V217H189V219H191V221H192L191 224H188V223H190L191 221L186 217V218L189 220V222H188V220H186ZM225 216H226V217H225ZM237 216H238V217H237ZM73 217H74V218H73ZM167 217H168V216H167ZM177 217H179V218H177ZM182 217H183V218H182ZM209 217H210V218H209ZM219 217H220V219H219ZM224 217H225V218H224ZM236 217H237V219H236ZM243 217H244V218H243ZM246 217H248V218H246ZM256 217H257V218H256ZM173 218H174V219H173ZM176 218H177L178 220H180V219H182V220H180V221L176 220V221L174 222V220H175ZM205 218H206V219H205ZM238 218H239V220H238ZM240 218H242V219H240ZM71 219H72V220H71ZM193 219H194V220H193ZM200 219H201L202 222H203V221H206V222H203V223H204V224H203V223L200 221ZM207 219H208V220H207ZM215 219H216V220H215ZM221 219H222V220H221ZM223 219H225V220H227V222H229V223H228V226L225 224L226 221H224ZM232 219H234L236 222L233 220V222H234V223H233V222H232ZM69 220H71V221H69ZM168 220H169V221H168ZM183 220H185V221L183 222ZM198 220H199V222H201V223H199ZM210 220H211V221H210ZM213 220H214L215 223L217 222V223H216L217 225H216L215 227H214V224H215V223L213 222ZM217 220H218V221H217ZM219 220H220V221H219ZM245 220H246V221H245ZM255 220H257V221H255ZM171 221H173V223H175V225H174L173 223H172V224H173V225H172V224H171ZM207 221H209V222H207ZM223 221H224V222H223ZM237 221H238V223L242 224V225H240V226H242L243 229L238 230V229H239V226H238ZM239 221H241V222H239ZM252 221H253L255 224H253ZM65 222H66V221H65ZM74 222H75V221H74ZM176 222H177V223H176ZM185 222H186V223H185ZM218 222H220V223H218ZM244 222H246V224H244V225H245V228H244V225H243ZM40 223H41V222L38 221V225H40ZM80 223H81V222H80ZM195 223H196V224H195ZM213 223H214V224H213ZM235 223H236L237 225H234ZM259 223H260V222H259ZM43 224H44V223H43ZM48 224H49L48 221H47V223L44 224V225H45V226L43 227V228L45 229L44 232H41V229H40V228L38 229L39 226H37L36 231H34V232H36V233L32 232V235H34V234H35V235H34L33 237L30 236V237H31V240L34 241V237H35L36 235H37L36 237H37V238L39 237L40 240H41V239H42L41 237L43 236V234H45V237H43V238H45V239H43V240H44V241H43V244H44V245H43V249H42V250L44 251V254H45V255L42 254V256H43L44 258H45L46 256H49V255H46V254H48V252H49V253L52 252L51 248H52V246H53V245H51V242H50V239H49L50 237L48 236V231H49V229H48V227H47ZM154 224H155V223H154ZM154 224H153V225H154ZM164 224H163V225H164ZM167 224H168V225H167ZM185 224H186V227H187L188 225H189V226L191 225V227H192V225L195 224V225H194V228L199 229L198 231H199V232L201 231V234H200L198 231H196V229H195V231H193L194 229H192L191 231H193V232L190 233V231H189V230L191 229L190 227H187V228H189V229L184 230L183 228H186V227H182V226H183V225L185 226ZM199 224H202V225H199ZM211 224H213V225L210 226ZM218 224H219V225H218ZM229 224H230L231 226H229ZM79 225L84 226V223H82V224H77V223H76V225H74V226H75V227H74L75 229H78V227H80V228L78 229V232H77V233H76V231H75V229H74L73 227L69 226V227H68L69 229L67 228V231L69 230L71 233H72V231L74 230V233L72 234V235H74V236H72L71 233H69V232H68V233H69L70 235L67 234V231H66V233H65L67 236H72V240H70V243H69L70 245H68L69 248H71V249H70V250L68 249V251H69V252H72L73 254H78V252L80 253V252H81V249H80V248L82 247V245H84V246H88V248H87V247L85 248V249H87V250L89 249V247H91L90 249H92V243L90 242L91 240H89L90 238L88 237V238H89V239H88L85 235H84V238H83V235H82V234L84 233V230H86V228L82 227V229L84 228V230H82V231H83V232H82V231H81V226H79ZM181 225H182V226H181ZM222 225H223V227H225V230H226V231L224 230V228L222 227ZM232 225H234V226H232ZM77 226H78V227H77ZM178 226H179V228H178ZM200 226H202V229H201ZM218 226H219V227H218ZM236 226H237V227H236ZM251 226H252V227H251ZM254 226H255V228L252 229ZM151 227H152V226H151ZM154 227H153V228H154ZM170 227H171V230H170ZM174 227H175V228H174ZM198 227H199V228H198ZM204 227H205V228H204ZM210 227H212V229H211ZM217 227H218V228H217ZM226 227H229V228L226 229ZM231 227H233V229L230 230V231H232V232L229 231V229H230ZM257 227H258V228H257ZM71 228H72V229H71ZM157 228H158V229H157ZM203 228H204V229H203ZM206 228L209 230V232H210V229H211V232H210V233L207 232V229H206ZM209 228H210V229H209ZM219 228H220V230H219L220 233H222L221 235L219 234V231H218ZM221 228H222V229H221ZM234 228H235V230H237V233H239V235H238L237 233H235L236 231H233ZM240 228H241V227H240ZM174 229H175V230H174ZM177 229H178V231L182 230L181 232H183V234H181V232L179 233V232L177 231ZM244 229H245L244 232L241 231V230H244ZM259 229H260V230H259ZM37 230H40L39 232H41L42 235H40L39 232H38V234H39V235H38V234H37ZM46 230H47V231H46ZM166 230H165V231H166ZM172 230H174V232H172ZM203 230H204V232H206L207 234H204ZM227 230H228V234H227ZM258 230H259L260 232H257ZM86 231H87V230H86ZM86 231H85V234H86ZM185 231H186V234H187L188 231H189L190 234H192V233L194 234V233L196 232V234H197L198 236H197L196 234H194L195 237L193 236L194 239H193V240L191 239V241H193V242L191 243V241L189 240V239H190V237H189L190 234H188V236H187V239H188V241H187L188 243H187V244H188V245H187V246H189V248H188L187 246L185 247L186 249H188V251L184 248V249H185V250H184L185 252L183 251L184 254H181L180 251L183 250V247H182V243H180V242H182V241H180L179 239H180V236H181V237L183 236V237L185 238V236H186V235H184V234H185V233H184ZM213 231H214V232H213ZM223 231H224V232H223ZM239 231H240V232H239ZM252 231H253V232H252ZM254 231H256V232H254ZM80 232H81L82 234H81ZM158 232H159L161 235H159ZM175 232H177L175 235H176V236L179 235V236L175 237V236H174V233H175ZM215 232H216V234L220 235L221 237H218V235H216ZM217 232H218V233H217ZM233 232L235 233V234H234L235 236L233 235L234 238H231V239H230V237H229L228 235L231 236L230 233H233ZM79 233H80L81 237H80ZM95 233L99 234V232H98L97 229H95ZM150 233H151V235H149ZM172 233H173V236L171 235ZM178 233H179V234H178ZM213 233H214V234H213ZM223 233H224V234H223ZM225 233L227 234L228 238H227V236L225 235ZM240 233H241V234H240ZM244 233H245V236H246V237H245V236H242V234H244ZM252 233H255V234H252ZM257 233H259V234L257 235V236H259V237H256V234H257ZM46 234H47V235H46ZM157 234H158V235H157ZM180 234H181V235H180ZM203 234H204V235H203ZM209 234H210V235H209ZM212 234H213V236H214V239H215V236L217 237L215 240L218 241V242H217V241H214V239H213V245H211V244H212V241L208 240V238H209V239H210V238L212 239ZM236 234H237V235H236ZM246 234H248V235H246ZM260 234H261V235H260ZM77 235H79V236H77ZM168 235H169V236H168ZM201 235H202L203 237H201ZM205 235L207 236L206 239H205V237H204ZM250 235H251V237H252V238H250V239H252L251 242H250L249 239L246 240V238H249ZM254 235H255V237L257 238V240H259V243L256 242V240H255L256 238L253 239ZM75 236H76V237H75ZM161 236L165 239V242L162 241V239H161L162 237H161ZM164 236L169 237V238H166V237H164ZM171 236H172L173 239L171 238ZM190 236H191V235H190ZM196 236H197V238H196ZM210 236H211V237H210ZM223 236H224V237H223ZM225 236H226V237H225ZM237 236L240 237L239 242L241 241V242H242V245H244V247H245V242L247 241V242H246V247H245V248H244L242 245H240V246L238 245V244H241V242H240V243L238 242ZM241 236H242V238H241ZM260 236L263 237V238H261L262 240L260 239ZM36 237H35V238H36ZM74 237H75V238H74ZM78 237H79L80 239H82V240L80 241V240L78 239ZM98 237H99V236H98ZM146 237H145V239H146ZM148 237H147V238H148ZM160 237H161V238H160ZM174 237H175L176 239H175ZM183 237L181 238V240L184 239ZM188 237H189V238H188ZM193 237H192V238H193ZM37 238H36V239H37ZM39 238H38V239H39ZM76 238H77L78 240H77ZM85 238H86V239H85ZM170 238H171V239H170ZM199 238H201V241H202V242L199 241V240H200ZM202 238H204V239L202 240ZM226 238H227V239H226ZM243 238H244V239H243ZM46 239H47V240H46ZM164 239H163V240H164ZM166 239H167V240H166ZM174 239H175V240H174ZM219 239H220V240H219ZM221 239H222V240H221ZM224 239H226V240H224ZM229 239H230L231 243H232V241H233V245H234V243L237 241L236 246L234 245V246H235V249H233L234 246L231 245V243H229ZM232 239H233V240H232ZM234 239H235L236 241H235ZM31 240H30V238H29V241H31ZM48 240H49V241H48ZM83 240H84V241H83ZM87 240H88V242H90V243H88ZM169 240H171V241L174 240L175 242L177 241L176 244H180L181 247H182V249H181V250H177L178 247H179V248H181V247H180L179 245L174 246L175 243L173 244V241H172V244H170L171 241H169ZM185 240H186V238L184 239V242H185V243L183 242V245L186 244V241H185ZM195 240H196V242H194ZM206 240H207V241H210L211 244H209V245L206 244V242H205ZM45 241H46V242H45ZM148 241H150V237H149V240H147L146 242H148ZM179 241H180V242H179ZM189 241H190V242H189ZM244 241H245V242H244ZM72 242H73V244H72ZM86 242H87V244H86ZM169 242H170V243H169ZM197 242H198V245H197V246L199 247V245H200V247H201V248L203 247V249H200V248H199V250H198V247L196 246ZM203 242H204V243H203ZM210 242H207V243H210ZM214 242H215L216 244H219V242L222 243V244H219V246H218V248H217V246L214 247V245H216ZM254 242H255V245H256V246L253 245ZM46 243H48V245H47ZM76 243H77V244L80 243V244L77 245ZM83 243H84V244H83ZM161 243L163 244V246H162ZM189 243H191V244L194 243L195 245L193 244V245H192L193 247H191V245H190ZM199 243H201V244H199ZM224 243H225V244H224ZM249 243H251V244H249ZM252 243H253V244H252ZM257 243L259 244V245H258V246H259L258 248H259V250L261 249V253L263 254V256H261V253L258 251V249H256V248H257ZM71 244H72V245H71ZM89 244H91V246H89ZM160 244H161V245H160ZM166 244H168V245H166ZM169 244L171 245V251H169V249H168V248H169V247H168ZM203 244H204V245H208L209 247H207V246H203ZM247 244H249V248H251V247L253 246L254 249H253V248H252V250H251V249H248V245H247ZM45 245H46V246H45ZM80 245H81V247H80ZM223 245H224L225 247L228 246V248H225V249H228L227 251L225 250L226 253H225V252H222V251H224V250H222L223 248H221V247H223ZM230 245H231V246H230ZM237 245H238V246H237ZM250 245H252V246H250ZM44 246H45V247H44ZM48 246H49V247H48ZM84 246H83V247H84ZM164 246H166V247H164ZM172 246H174V248H173L174 250L172 249ZM184 246H185V245H184ZM212 246H213L214 248H216V249L214 250V249L212 248ZM262 246H263V245H262ZM262 246H261V247H262ZM190 247L193 248L192 251L195 250V249L197 248L198 251H197V250L194 251L195 254H196V252H197V255L193 254V252H192L191 250H190V251H191V254L189 253V252H190V251H189ZM236 247H237V249H236ZM241 247L244 248V250L242 249L243 251L240 250ZM255 247H256V248H255ZM46 248H47V249H46ZM72 248H73V250H72ZM163 248H164V251H163ZM166 248H167L168 250H166ZM206 248H207V250L205 251ZM209 248H210V249L212 248V250L210 251ZM219 248H221L222 251H220ZM48 249H49V250H48ZM78 249H80V250L77 251ZM175 249H176V250H175ZM229 249H230V250H229ZM262 249H263V250H262ZM172 250H173V251H172ZM238 250H239V251H238ZM249 250H250V252H249ZM88 251H90V250H88ZM93 251H94V250H93ZM160 251H161V252L163 251L164 253H163V252L161 253ZM174 251H175V252H174ZM176 251H179V252H176ZM201 251H202V252L205 251V253L202 254V257H203V258H201V256H200L201 253H202ZM217 251H218V253H217ZM229 251L233 252L232 254L235 255V256L231 255V252L229 253ZM237 251L239 252V254L237 253ZM240 251L243 252V253L241 254ZM255 251H256V254H258L257 256L254 254ZM262 251H263V252H262ZM90 252L92 253V250H91ZM90 252H89V254H90ZM168 252H169V253L171 252V253L169 254ZM181 252H182V251H181ZM187 252H188V253H187ZM199 252H200V253H199ZM221 252H222V253H221ZM227 252H228V254H227ZM150 253H153V256H154V257H153ZM165 253H166V254H165ZM175 253H178V254H175ZM186 253H187V254H186ZM220 253H221V254H220ZM234 253H236V254H234ZM245 253H246L247 255H246ZM147 254H148V256H147ZM157 254H158V255H157ZM159 254H161V255L159 256ZM162 254H163L164 256H163ZM167 254H169L170 256H169V255L167 256ZM173 254H174V255H173ZM218 254H219L220 256H219ZM223 254L226 255V257H224ZM149 255H150V256H149ZM193 255H194V256H193ZM238 255H239L240 257H238ZM243 255H244V258L241 257V256H243ZM254 255H255V256H254ZM143 256H144V257H143ZM146 256H147V257H146ZM156 256H157V257H156ZM165 256H167V258L169 257V259H167ZM197 256H198V257H197ZM222 256L224 257L223 261L221 260V259H222ZM228 256H229V257H228ZM252 256H254V257L252 258ZM145 257L148 258V260L145 259ZM149 257H151V258H149ZM161 257H162V258L165 257L164 261L161 259ZM193 257H194V258L196 257L195 260H194ZM214 257H215V258H214ZM216 257H217V258H216ZM220 257H221V258H220ZM237 257H238L239 261H237ZM261 257H262V258H261ZM44 258H43V259H44ZM46 258H47V257H46ZM48 258H53V257L51 256V257H48ZM48 258H47V259H48ZM141 258H142V259H141ZM152 258H154V260H156V258H157V260H156L157 263H156L154 260H153L154 263H153V261L149 262V260H151ZM159 258H160L162 261H160ZM183 258H181V257H178V259L175 258V259H177V261H179V259H180V261H181V263H180V262L177 263V261H175L176 264H184V263H185V264H188V262H187V261L185 262V259H183ZM199 258H200V260H199ZM218 258H219V259H218ZM225 258L228 259V260L225 261ZM233 258H234V259H233ZM235 258H236V259H235ZM139 259H140V260H139ZM158 259H159V261H158ZM166 259H167V260H166ZM170 259H171V260H170ZM201 259H202V260H201ZM241 259H242V260H241ZM246 259H245V260H246ZM135 260H136V257H135ZM145 260H146V261H145ZM182 260H183V261H182ZM196 260H198V261H196ZM219 260L222 261L223 263H221ZM234 260L236 261L235 263H234ZM245 260H243V261L245 262ZM248 260H249V258H248ZM142 261H143V262H142ZM192 261H191V262H192ZM199 261H200L201 263H200ZM217 261H218V262H217ZM252 261H250V262H252ZM137 262H138V263H137ZM139 262H142V263H139ZM144 262H146V263H144ZM147 262H149V263H147ZM182 262H183V263H182ZM244 262H243V263H244ZM262 262H263V263H262ZM166 263H165V264H166ZM212 263H211V264H212ZM248 263H249V262H245L244 264H248ZM255 263H256V262H255ZM257 263H256V264H257ZM88 264H90V263H88ZM189 264H192V263H189ZM208 264H210V263H208ZM249 264H250V263H249ZM252 264H253V263H252Z\"/></svg>",
	"mask_w": 264,
	"mask_h": 264
}]
</instances>
